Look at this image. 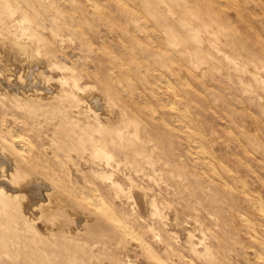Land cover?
I'll return each instance as SVG.
<instances>
[{
	"label": "rangeland",
	"instance_id": "1",
	"mask_svg": "<svg viewBox=\"0 0 264 264\" xmlns=\"http://www.w3.org/2000/svg\"><path fill=\"white\" fill-rule=\"evenodd\" d=\"M13 1H15V0H13ZM13 1H11V2H13ZM36 1L37 0H28V3H25V2H27V0H23V1L22 0H18V1L16 0V2H14V3L19 2V3H17V5H19L20 7L23 6L25 8L24 9L23 7H21L20 10L22 12H27V13H29V15L32 16V21L30 22V24L22 21V18L20 17L21 14L18 11H15L10 17L8 16L6 18H5V16L0 15L1 16L0 17V27H1V29H0V107L2 108V110L0 112V114H1L0 115V125H1L0 131L2 129L3 130H5V129L10 130L9 131L10 136H11L10 137V139H11L10 150L15 152L14 153L11 151L13 153V154H11V152H9L10 150L9 151L7 150L8 149L7 147H6L7 149L3 148L2 145L4 143L1 140L0 141V155H1L0 156V164L2 163L3 169L7 170L6 173H8V176H9L10 171H11L10 172L11 174L13 173V175L11 177H3V181L9 187L8 188L6 186L7 193L12 195L11 196L12 201L15 202L14 207L11 210V212L15 213V216L12 219H13V224L16 228V232H20L21 237H22L21 239L19 237L17 239L18 249H21L22 253H25V252H29L35 246H39L40 244L41 245L44 244V246L48 247V251L51 249L54 251V253H53V251H50L51 253H53V255L51 257H53V259L55 261H57V260H60L61 254L63 251H65V247H66V248H69L71 251H74L73 254L76 257L79 256V261H80L79 264H161V263L162 264H165V263L166 264H188L189 260L192 261V262H189V264H231L232 262H233L232 264H236V263L237 264H252L253 261L255 262V263L253 262V264H262L263 260L262 261L259 260L254 255L255 252L258 251V249L255 248V247L259 246L258 242H256L255 240L253 241V236L251 235V233H249L250 235L248 234L249 230L246 229L247 226L245 225V222H244L242 217L244 215H247V216H244V219H245L246 217L249 216L248 218L245 219V221L248 220L247 222H249V221L251 223L253 222L252 224H254L255 226H258V224H259V226H261L260 225L261 223H263L262 225H264L263 214H261L258 211V209H256V208L248 207V206H252L251 202L248 199V196L251 194H255V195L258 194L257 196L260 199L259 202L262 205V208L264 209V199H262V198H264V174H263L264 173V167H263L264 166V162H263L264 161V151L262 152V149H264V139H263L264 138V122H263L264 121V109H263L264 108V61L260 60V59L264 60V56H263L264 55V49H261V47L264 48V46H263V44H264L263 34L264 33L262 32L264 30V20H263L264 19L263 18V16H264V0H259L262 3L261 5H260V2H258L257 0H246V1H244V0H232L234 2V4H232L231 2H228V0H216V3H218V4H216L217 9L219 11L218 17L220 16L219 19H221V21H223V22H220V26L223 25L222 26L223 30H224L223 32L226 34L225 40H227V42L228 41L231 42V40H232V43H234V44H232V47H230L229 44L226 47L224 45L221 47L223 50L227 51V53H229L231 55L235 54V53H232V51H231L233 47H235L236 50L238 49L237 51H239L240 57H241L239 59V62L245 61L246 71H239V70L233 68V66H231V64L228 63L227 59L218 53L216 55H213L212 58H210L211 61L209 62L208 65L204 64L201 67L202 71L198 70V72H200V73L198 74L197 77H195L194 74L192 75V73H188L185 70V67L182 66L178 57L175 59L173 58L174 60L172 58L168 59V57H165L166 52L162 53L159 50L160 48H166L168 46H165L164 44H163V46H161L162 43L160 41H156V40H159V38H158L159 36H157L155 31H157L159 29L158 24H161L160 21L164 22V23L165 22L168 23L172 19L170 17H167L165 19L159 20V17H158L159 11L158 10H160V9L158 7V10H157L156 9L157 6L154 8L153 5H155V4L153 2H155V0H153V2H151L152 0H150V4L148 3V5H150V7L146 12H144L145 15L149 14L147 16V18H145L143 15L141 18L136 19L135 20L136 22L133 21L132 19H131L132 20L131 21L127 18L130 16L125 17L126 13L123 12L124 11L123 9H126V8H127V10L128 9H132V10L139 9L138 11H140V12L144 11L138 5V3L135 0L127 1L128 3H126V5L123 4L124 7H121V6L118 7V6L114 5L115 4L114 0H107V1H105V0H86V2H85V0H74V1L73 0H57L58 2H55L54 0H44V1L39 0V3H37ZM72 1L74 2L73 4H72ZM77 1H80L83 4L80 2H77ZM182 1L185 2L188 0H182ZM22 2H23V5H20V3L22 4ZM33 2H35V3H33ZM110 2H111V4H110ZM244 2H247V3H244ZM29 3H31V4H29ZM76 3H78V4L80 3V4L78 5ZM152 3H153V5H152ZM241 3H242V5H241ZM28 4L30 5L29 7L27 6ZM40 4L41 5L43 4V6H45V7L44 8H43V6L40 7ZM93 4H96L98 6V9H96L93 6ZM54 5H56L58 8L59 7H61V8L58 9V8H56V6L54 7ZM72 5H75V6H72ZM249 5H250V7H247ZM107 6H109V7H107ZM151 6H153V7H151ZM235 6H236V9H238L237 11L234 10V8H233ZM252 6L254 7V9ZM261 6H263V7H261ZM31 7H33V8L30 10ZM39 7L41 9L43 8L44 10L43 9L42 10L45 12L40 10ZM86 7H87V9H86ZM243 7L244 8L246 7V8L244 9ZM46 8H48V9H46ZM51 8L54 9V14H53V12H51V10H52ZM76 8H78L77 9L78 11L75 10ZM120 8H123V9L119 10ZM223 8L225 11L223 10ZM248 8H249V10H247ZM35 9H36V11H35ZM69 9H71L70 10L71 12L69 11ZM240 9H242V10H240ZM257 9H258V11H257ZM33 10H34V12H33ZM98 10H100V11L98 12ZM151 10L153 12H151ZM239 10L241 12H244V13H241ZM57 11H59V13H60L59 17H58L59 13ZM101 11L105 14L107 12L106 15L110 18H108L104 14H103L104 17L102 14L100 15ZM148 11L151 13H149ZM250 11H251L252 16L250 17V15H249V17H250L249 18L248 13ZM66 12H67V14H66ZM108 12H110V13H108ZM253 12L254 13L256 12V14L253 15ZM36 13H37V15H36ZM55 13H57V15ZM89 13L92 15H90ZM146 13H148V14H146ZM152 13L153 14L155 13L154 15L158 19L155 18V16ZM237 13L239 15H237ZM52 14L54 15V17ZM62 14L63 15L65 14V16H62ZM87 14L90 17V19H89V17H87ZM134 14H136V13L134 12ZM150 14H151V18L153 17L154 19L150 18ZM224 14L226 16H224ZM35 15H36L37 19L35 18ZM39 15H41V16H39ZM44 15L50 19H48ZM68 15H69V17H68ZM112 15H114L113 18H112ZM258 15H259V17H258ZM241 16H242V18H241ZM260 16H262V17H260ZM41 17H42V19H41ZM63 17H65V20ZM83 17L84 18L86 17V18L84 19ZM99 17H100V19H99ZM105 17H107V18H105ZM227 17L231 18L232 20L227 19ZM244 17L247 19L248 22L246 20H244ZM117 18L119 19V22H118ZM252 18H254V19H252ZM56 19H58V20L56 21ZM110 19H111V21H109ZM124 19H125V22H124ZM40 20H42V21H40ZM60 20H62V21H60ZM103 20H104V22H103ZM126 20H127V22H126ZM157 20H159V21H157ZM257 20H259V21H257ZM34 21L35 22L37 21V22L35 23ZM50 21H52V22L54 21V22L50 24ZM65 21L68 23V25H66L67 23ZM97 21H98V23H96ZM228 21H230V22H228ZM20 22H22V23H20ZM42 22H44V23H42ZM139 22H140V24H139ZM253 22H254V24H253ZM133 23H134V25H132ZM232 23H236L235 25H237V26L236 27H235V25L232 26L233 25ZM43 24H44V26H43ZM100 24H101V26H100ZM105 24H107L106 25V26H108L107 28H106ZM118 24H119V27H118ZM248 24H250L251 26H248ZM258 24H260V25H258ZM39 25H41V26H39ZM57 25H58V27H57ZM261 25L263 28L261 27ZM27 26H29L30 28H27ZM51 26H52V28L49 30V27H51ZM94 26L97 28H95ZM134 26H136V27H134ZM139 26H141L143 29H141V27L139 28ZM231 27L232 28L234 27V28L232 29ZM237 27H238V30L235 29ZM256 27L259 29V31L262 29L260 31V33L262 32V36ZM55 28H56L57 32L54 30ZM60 28H62V29H60ZM108 28L111 29L112 31L108 30ZM122 28H124V29L122 30ZM248 28H249V30H248ZM21 29H22V32H21ZM23 29L25 31H23ZM31 29L33 30L34 33L36 31L39 32V33L38 32L36 33L37 36L34 35V33L32 32ZM36 29H38V30H36ZM71 29H73V30H71ZM93 29H95V30H93ZM139 29H140V32H138ZM5 30H7V31H5ZM26 30H27V32H26ZM106 30H108V31H106ZM117 30L119 33L117 32ZM255 30H256V32L257 31L258 32L256 33ZM73 31H75V32H73ZM76 31H78L79 33H77ZM109 31H111V32H109ZM142 31L144 33H142ZM146 31H148V32L146 33ZM226 31H228V32H226ZM28 32L31 33L32 35L30 36V34ZM53 32L54 33L56 32L57 34L55 33V35H54ZM71 32L73 34L78 35L79 38H77L76 35L74 36ZM251 32H252V34H251ZM20 33H22V36ZM23 33H24V35H23ZM130 33H131V35H130ZM132 33H133V36H132ZM149 33H151V35H149ZM258 34H260V35H258ZM38 35H41L40 38H38L39 37ZM228 35H230V36H228ZM112 36H113V38H112ZM129 36L131 38H129ZM164 36L165 35H163L162 37H164ZM109 37H111V38H109ZM124 37H127V38L125 39ZM141 37H142V39H141ZM149 37L150 38L152 37V38L150 39ZM235 37H237V38L235 39ZM36 38H38V40ZM75 38H77V40ZM123 38L126 41H128L130 39L132 41L134 40V43H132L131 40L128 42H125V40ZM39 39H40V41H39ZM45 39H47V41ZM48 39H50V40L48 41ZM68 39H69V41H68ZM135 39L137 41H141V42H137V41H135ZM143 39H144V41H143ZM257 39L258 40L261 39V40L257 41ZM262 39H263V41H262ZM35 40H36V42H35ZM42 40H44V41H42ZM52 40H53V43H52ZM37 41H39V42H37ZM142 41L145 44H142ZM54 42L55 43L57 42L59 45H61V48L57 43L55 44ZM140 43L142 44V47L144 45L142 50L140 49L141 48ZM15 44L17 47L19 45H21L22 47H24V49L19 51L18 48L17 49L15 48L16 47ZM81 44H83V45H81ZM102 44H104V46ZM119 44H122V45H119ZM100 45H101V47H100ZM113 45H114V47H113ZM84 46L86 47V49ZM106 46L108 47V50H107ZM109 46H111L113 48H111ZM129 46H130V48H129ZM53 47H54V49H53ZM115 47H117V48L119 47V49H117ZM13 48H15V49H13ZM37 48L38 49L40 48V49L38 50ZM57 48H59V49H57ZM100 48L101 49L103 48V50H101ZM144 48H146V49H144ZM150 48H157V50L154 49L151 51V50H149ZM24 50H26V51H24ZM125 50H126V52H124ZM144 50L146 51V52H144L145 54L142 53ZM147 50H148L149 54L147 53ZM16 51H17V53H16ZM150 51L153 53H151ZM108 52H109V54H108ZM160 52H161V54H160ZM252 52L254 53L253 56H251L253 54ZM21 53L24 55L23 56L24 58L22 57V55H20ZM110 53H112V54H110ZM30 54L33 55V56H31V58L28 57V55H30ZM136 54H138V55H136ZM147 54H148L147 57H149V58H145ZM151 55H152V57L154 55V57H153L154 59L151 57ZM12 56H14V59ZM128 57H129V59H128ZM137 57L139 58V60ZM140 57H142V58H140ZM49 58H51L50 61H49ZM150 59H152V61ZM156 59H157V61H156ZM215 59H217V60H215ZM13 60H15V62ZM146 60H148V61H146ZM158 60H160L161 65L162 64L164 65V62H167L169 60L170 62L168 61L169 63L167 62L166 64H168L171 68L168 70V68H169L168 65H165L164 66L165 68H163V65L161 66ZM16 61H17V63H16ZM22 61L25 63H23ZM34 61H36V62H34ZM107 61H110V62H108L110 65L107 63ZM149 61H150V63H148ZM19 62H21V63H19ZM58 62L59 63L61 62L63 65L61 63L58 64ZM141 62H143L142 65H141ZM151 62H152V64H151ZM49 63L51 65V67H50ZM139 63L141 66L139 65ZM120 64L122 66H120ZM148 64L150 66H148ZM213 64H214V66H213ZM12 65H13V67H12ZM74 66L77 67L76 68L77 70H75ZM115 66L117 67L116 69H115ZM118 66L120 67V70H118V68H119ZM155 66H156V68H155ZM123 67H125L126 69ZM151 67H153V68H151ZM174 67H175V69H174ZM213 67L215 68L216 71L214 70ZM72 68L74 69L73 71H75V72H72V70H71ZM216 68H218V70ZM65 69H69V70H65ZM112 69H113V71H112ZM141 69H143V70H141ZM148 69H150V70H148ZM151 69H152V71H151ZM173 69H174V72L176 71L175 72L176 74L172 71ZM159 71H160V73L163 74L164 78H166L168 76L166 79L168 81L170 80L169 82H170L171 86L174 87V89H175L174 94H170L169 97H168L169 94L163 93V91H161V90L159 91L157 88H155V85L158 84L157 83L158 81L156 79H154L153 74L157 73V72L159 73ZM92 72L94 74L96 73L98 76L95 74L94 75L95 77L93 78ZM132 72H134V73H132ZM179 73L180 74L183 73V75H179ZM212 74L214 75L215 78L213 77ZM117 75L118 76L120 75V76L118 77ZM149 75H151V76H149ZM190 75L192 76L191 78H189ZM256 75H257V77H256L257 79L254 77ZM139 76H141V77L139 78ZM144 76L147 78H145ZM4 77H5V79H4ZM117 77H118V79H117ZM193 77H195V78H193ZM95 78H97V80ZM189 79L192 80V81L190 80L192 85L190 83H188ZM135 80H137L138 83ZM171 80L173 83L171 82ZM182 81H184V83ZM185 81L187 83H185ZM193 81L197 85H194ZM247 81H248V84H246ZM75 82H76V84L73 85ZM155 82H156V84H155ZM179 82H180V84H179ZM239 82H241L242 84ZM126 84H129V85H127L125 87ZM131 84L133 85V87ZM141 85H142V88L140 87ZM143 85L146 87H144ZM212 85H214V86H212ZM177 87H179V89H181V91ZM260 87H262V88H260ZM133 88H136L137 92L133 91V90H135ZM138 88H140V90H138ZM148 88H149V90H148ZM102 89H104V90L102 91ZM114 89H115V91H114ZM146 89L148 90L147 92H146ZM191 89H193V90H191ZM242 89H244L243 90L244 92L242 91ZM182 90H184L185 92ZM105 91L107 93H105ZM108 92L110 94H108ZM202 93H204V95ZM221 93H223V94H221ZM180 94L181 95L183 94V95L181 96ZM226 94H228V95H226ZM110 95H112V96H110ZM132 95L134 98L132 97ZM184 95L185 96L188 95V96H186L188 98L187 101H186V97ZM202 95L206 99L203 98ZM225 95H226V97H224ZM108 96H110V97H108ZM143 97H145V98L143 99ZM161 97H162V99H161ZM166 97H168V98H166ZM137 98H140V99H137ZM165 98H166V100H165ZM209 98L210 99L215 98L214 102H216V103L211 101ZM229 98L230 99L232 98V99L230 100ZM76 100H79L80 102H77ZM203 100H204V102H203ZM229 100L234 103L233 104L231 102V104H233V106L235 105L234 106L235 108H233L232 105L230 106ZM141 101H143V102H141ZM158 101H160L161 103ZM170 101L177 102V104H179L181 106V109H183L185 111V113H186L185 116H187V117L184 116V118H181V117L178 118L175 111L171 110V108H170V105H169ZM123 102H124V106L126 107V109L123 108L124 107ZM197 102L199 103L200 106L202 104H203V106L200 107L198 104L196 105ZM191 103H193V104H191ZM212 103H213V105H212ZM218 103H220V104H218ZM160 104H163L162 105L163 108ZM206 104H208V106H209L208 108H206L207 107ZM74 105H76V106H74ZM126 105L127 106L130 105L129 108ZM165 106L170 110L166 109ZM188 106H189V108H188ZM194 106H196V107H194ZM145 107L150 108L148 110V112H147L148 108H145ZM191 107H193V110ZM130 108H132V110ZM142 108H145V109L142 110ZM190 108L192 111L189 110ZM204 108H206V109H204ZM194 109H196V110H194ZM233 109L235 110V112ZM215 110L216 111L218 110V112H217L218 114L216 113ZM229 110H231V111H229ZM236 110H238V111L236 112ZM145 111L147 113H145ZM199 111H201L203 113H200ZM133 112H134V115L133 116L131 115L132 117L130 118L129 115L133 114ZM243 112H244V114H243ZM236 113H238V114H236ZM126 114L128 116H126ZM144 114L146 116L147 115H149V116L146 117ZM154 114H156V115L158 114L157 117ZM4 115H5V117H4ZM16 115L17 116L23 115V117L20 116V118H19ZM85 115H86V118H85ZM142 115L145 117H143ZM216 115H217V117H216ZM235 115H236V118L233 117ZM239 115H241V117ZM136 116L139 120L136 118ZM1 117L2 118L4 117V118L1 119ZM127 117H129V118H127ZM194 117H195V119H194ZM224 117L226 120L223 119ZM5 118H6V120L3 121ZM16 118L18 119L17 121H16ZM87 118L89 121L87 120ZM144 118H147V119L145 120ZM192 118H193V120H192ZM233 118H235L236 120H234ZM178 119H182V120L180 121ZM196 119L198 120V122ZM247 119H248L249 124L247 122ZM251 119L253 121H251ZM23 120H25V121H23ZM137 120L139 121V124L135 125L138 122ZM141 120L145 121V122L141 123L140 122ZM171 120L173 122H171ZM183 120H184V122H183ZM85 121H87V122H85ZM101 121H102V123H101ZM128 121H129V123H128ZM148 121L151 123H149ZM223 121L224 122L226 121V122L223 123ZM166 122H168L169 124ZM123 123H125V126H126L123 130V136H124L123 140L118 142L116 139H114V140L109 139L110 134L108 132L110 131V127L121 126V125H123ZM152 123H155L154 124L155 126H157V124H158L159 127L158 126L154 127ZM181 123L184 125L181 126L182 125ZM240 123H242L243 125H245V124H248V125H245L243 127V125ZM28 124L29 125L31 124V125L29 126ZM96 124H98V125H96ZM101 124H102V126H101L102 128L100 127ZM148 124H150L149 126H151V127H149ZM191 124L192 125L194 124L192 126L193 128H191ZM7 125L10 127H8ZM95 125H96V127H95ZM144 125H146V126H144ZM186 125H188V126H186ZM93 126L95 127L94 131H93ZM133 126L134 127L136 126L135 129ZM167 126L170 128H168ZM199 126H202V127H199ZM240 126L243 128L240 129ZM28 127H30V128H28ZM142 127L143 128L146 127V129L148 128L151 131V133L148 131V129L146 130L145 128H144L145 129V131H144L142 129ZM204 127L206 128V131H204L205 130ZM77 128H79V129H77ZM81 128H83V130H80ZM199 128L203 129L202 130L203 133H202L201 129H199ZM237 128H238V131L236 130ZM56 129H58V131H55ZM18 130L20 132H18ZM28 130L31 131L32 133H30ZM96 130L98 133H96ZM158 130H159V132H158ZM183 130H185V131H183ZM194 130H196V131H194ZM245 130H246V132H245ZM100 131H103V132H100ZM146 131H148V132H146ZM171 131L172 132L174 131V132L171 133ZM228 131L230 132V134ZM240 131H244L245 133H243V132H241V134L238 133ZM22 132H23V134H22ZM25 132L26 133L28 132V133L26 134ZM90 132H91V134H90ZM144 132H146V133H144ZM152 132L154 134H155V132H157L156 137L154 135H152L153 134ZM162 132H163V134H162ZM169 132L171 135L169 134ZM24 133L26 134V136ZM148 133H150L155 138H152L150 134H149L150 135L149 136ZM207 133L210 134V136L212 134L214 135L216 133L215 136L217 138H215V136H211L212 140H209L210 136ZM231 133H232V135H231ZM242 133L245 135L242 136ZM228 134H229V137H228ZM89 135L95 136L98 138L103 137V138L107 139L108 143H106L107 144L106 149L109 151H112L111 153L113 154L112 158H110L108 160V162L106 160H103V159L97 157L96 154L94 152H92V149L89 147L88 141L86 139V138H88ZM157 135H161V136H157ZM182 135H183V138L181 137ZM202 135H203V137H202ZM250 135H251V137H249V138L252 140L248 139V136H250ZM168 136H170V137H168ZM172 136L174 138H171ZM186 136H188L187 140H185ZM27 137L28 138L31 137V138L28 139ZM34 137H36L37 140H35L36 138H34ZM131 137L133 138V141L129 142L128 138H131ZM146 137H147V139H145ZM149 137L152 138L151 141H150ZM178 137H180V138H178ZM18 138H20V139H18ZM188 138L189 139L191 138V139L189 140ZM15 139H17V140H15ZM22 139L25 140L26 142H24V143L21 142L20 140H22ZM193 139H195V140H193ZM197 139H199L201 142H199V140H197ZM32 140L35 143L34 144L35 147L33 145ZM39 140L41 141L42 144L40 143ZM203 140L205 141V143L202 142ZM244 140H246L247 142L246 141L244 142ZM36 141H37V143H36ZM178 141L181 143V145ZM18 142L23 144V145L19 144ZM77 142H79V143L77 144ZM177 142L180 146L177 144ZM190 143H192L193 146H192V144L190 145ZM47 144L48 145L51 144V145L48 146ZM54 144H55V146L53 147ZM153 144H154V147H153ZM206 144H207V146H206ZM228 144L229 145L231 144L230 146L233 145L234 149H233V147L231 148ZM248 144L254 146V148L252 146L250 148V146ZM37 145L38 146L42 145L44 149L41 147L39 148ZM56 146H61L59 148L60 149L63 148V149L59 150V148ZM112 146H114V147H112ZM190 146H192V147H190ZM201 146L203 147L202 149H201ZM228 146H229L230 151H227V150H229ZM13 147H14V149H13ZM19 147H21V148H19ZM33 147L37 148V149H32ZM46 147L48 149H45ZM67 147H69V148H67ZM82 147L86 148V149H83ZM185 147H187L188 150ZM205 147L207 149H211L210 150L211 152L208 151ZM216 147H220V149L223 147L222 151H224V152H222L220 149H219L220 152H219V150H217V153L219 154V156H217L216 155L217 153H215L216 149H218ZM22 148H23V150H22ZM52 148H55V149H52ZM57 148H58V151H57ZM168 148L169 149L172 148V149L169 150ZM40 149L42 150V152H40L41 151ZM69 149H70V151H68ZM82 149H83V151H82ZM166 149L168 150L167 153H166ZM176 149H178V150H176ZM200 149L202 151H199ZM232 149H233V151H232ZM21 150L23 152H25V154H22ZM38 151H39V154H38ZM62 151L63 152L66 151V153H69V155H71V157L68 156V154H66V153H62ZM186 151H187V153L188 152L189 153L187 154ZM60 152H61V155H60ZM193 152H194V154H193ZM228 152H230V153H228ZM89 153H91V154H89ZM29 154H31V155L29 156ZM34 154H37L38 157ZM50 154H52V155H50ZM53 154H54V156H53ZM56 154H58V155H56ZM165 154H167V156ZM260 154L262 155V157L260 156ZM147 155H149V156H147ZM196 155H198V156H196ZM211 155H213V156H211ZM28 156H29V158H27ZM194 156H195V158H192ZM214 156H215V158H214ZM220 156H221V158H220ZM1 157H3V159ZM4 157H6V158H4ZM17 157L18 158L21 157V158L17 159ZM32 157H35L39 162L35 158H32ZM46 157H48V158H46ZM66 157H70V158H67L65 161H63ZM210 157H211V159L209 160ZM241 157L242 158L244 157L245 159L244 158L242 159ZM246 157L247 158L251 157L253 159L250 160V159H247ZM45 158L48 160L44 161ZM259 158H261V159L259 160ZM25 159H27V160H25ZM59 159H60V162H59ZM174 159L177 161H175ZM20 160H21V162L23 161V163L25 164V165L23 164L24 166L22 165ZM41 160H42V162H41ZM187 160H188L189 164L185 163V162H187ZM189 160H190V162H189ZM199 160H200V162H199ZM49 161H50V163H48ZM26 162L28 163V165H27L28 168L26 167ZM64 162H66L67 164ZM92 162L94 164H92ZM124 162H126V163H124ZM197 162H198V164H197ZM205 162H207V163L209 162L212 165H214L215 169L217 170V174H215V176L208 169L205 168ZM61 163H63V164H61ZM89 163H91V164L88 165ZM164 163H166V165ZM190 163H192V164H190ZM250 163L253 166L252 168L250 166L251 165ZM260 163H261V166H260ZM39 164H41V165H39ZM45 164H46V166H45ZM48 164L50 165V167ZM181 164H182V166H181ZM193 164H194V166H193ZM7 165H9L10 168H6ZM73 165L74 166L77 165V166H75L77 171L74 169ZM255 165H256V167H255ZM34 166H36V167H34ZM38 166H40L39 169L41 170V172L38 169ZM80 166H83V169ZM179 166H181V167H179ZM195 166L196 167L198 166V167L196 168ZM0 167H1V165H0ZM29 167H34L36 172H34L35 170H33V168L30 169ZM219 167H220V169H218ZM59 168L60 169L62 168V169L60 170ZM80 168H81V170H80ZM182 168H184V169H182ZM37 169H38L39 173H38ZM234 169L236 171L235 173H234ZM138 170H140V171H138ZM178 170L181 173L183 172L182 175L180 174V172H179V174L177 173ZM257 170H259L260 172H257ZM56 171H57V173H56ZM61 171L62 172L64 171L65 173L64 172L62 173ZM171 171H173V172H171ZM219 171H221V172H219ZM84 172H85V174H84ZM224 172L227 175H225ZM239 172L242 174H245V175H243L244 177ZM49 173L50 174L52 173L51 176ZM78 173H80L79 176H77ZM176 173H177V175H176ZM82 174L85 177H82L83 176ZM191 174H193V175H191ZM221 174L223 177H225V176L226 177L223 178L221 176ZM236 174L239 175V177ZM43 175L46 176V178L43 177ZM175 175H176V177H175ZM178 175H180V176H178ZM170 176H171V179L169 178ZM257 176H258V178H257ZM1 177L2 176H0V178ZM56 177H57V181L63 185L62 188H61V184L57 183ZM60 177L63 178L62 181H61L62 178L60 179ZM72 178H74V179H72ZM87 178H89V179L87 180ZM93 178H94V180H93ZM235 178H236V180H234ZM30 179H31V182H33V183L29 182ZM64 179H66V180H64ZM232 180H234V181H232ZM47 181H50V182L48 183ZM73 181L74 182L76 181L77 184H76V182L74 183ZM93 181H95V182L93 183ZM171 181H173V182H171ZM79 182L83 185L81 186ZM38 183H41V184H38ZM65 183L67 186V190L65 188L66 186L64 185ZM212 183L213 184L215 183V184L213 185ZM238 183H240V184H238ZM30 184H32V185L30 186ZM47 184H48V186H46ZM52 184H54V185H52ZM57 184H58V186H60V188L62 190L59 187H57ZM197 184H199V185H197ZM231 184H233V186ZM234 184L236 185V187L234 186ZM255 184L257 185L256 186L257 189H255L256 187H254ZM37 185H38V187H37ZM190 185L192 186V189H191ZM40 186H41V188H40ZM70 186H72L73 188L72 187L70 188ZM91 186H93V187H91ZM96 186L97 187L99 186L100 188L99 187L97 188ZM248 186H250L251 188ZM133 187H134V189H133ZM193 187H196V188H193ZM245 187H248V188H245ZM30 188H32L31 189L32 191L30 190ZM78 188H79V190L80 189L82 190V193H81V190H80V192L78 191ZM95 188H96V190H95ZM137 188H139V190ZM242 188L243 189L245 188L243 192L241 190ZM71 189L74 190L75 193ZM98 189L100 191H98ZM101 190H103V191L101 192ZM134 190H136L137 192H135ZM238 190L240 193L238 192ZM62 191L64 192V194L62 193ZM131 191L133 193L135 192V194L133 195V193H131ZM190 191H192V192H190ZM69 193H70V195H69ZM87 193L89 195H92L91 196L92 198ZM136 193H138V194H136ZM246 193H248V195ZM37 194L40 197H38ZM74 194H76V195H74ZM81 194L82 195L84 194V196H82ZM232 194H234V195H232ZM239 194L240 195L242 194V195L240 196ZM105 195H107V196H105ZM205 195H207V196H205ZM67 196L68 197L75 196V197L66 198ZM245 197L247 198V200ZM88 198H89V200H88ZM96 198H98V199H96ZM101 198H102V200H100ZM177 198H179V199H177ZM74 199H76L78 202H75L76 200H74ZM92 199H93V201H92ZM202 199H204V200H202ZM215 199H217V201ZM80 200L82 201L81 203H83V205H85V207L80 205L81 204ZM96 200H97V203H95ZM236 200H237V202H236ZM136 201L138 202L137 205L135 204V203H137ZM240 201H242V203H241V204H243L242 206L239 203ZM165 202L168 204H166ZM27 203H29V204H27ZM109 203L110 204L112 203L111 206L114 208L115 211L113 210L112 207H110ZM164 203L166 204V206ZM247 203H248V205H247ZM233 204H235V205H233ZM86 205H88V206H86ZM97 206L98 207L100 206L99 207L100 210H102V211L104 210L107 215H105L104 211L103 212L98 211L99 208H97ZM155 206H157V207H155ZM205 206H207V207H205ZM210 206H211V208H210ZM230 206L234 209L232 210V208ZM86 207L88 209L91 208L92 211L91 210L88 211V209L84 210ZM155 208H156L157 212H159V215H157V214L155 215L152 212L155 210ZM217 209L220 210V212ZM251 209L253 211H251ZM116 210L118 211V213ZM166 210H167V212H166ZM172 210H174L176 212L174 213V211H172ZM238 210H240L241 215H240V212H238ZM119 211H120V213L121 212L122 213L120 214ZM142 211H144L143 214H142ZM93 212L95 214H93ZM108 212H110V213L112 212L113 214L112 213L109 214ZM221 212H222V214H221ZM177 213H178V215H173V214H177ZM119 214L122 217H119L120 216ZM220 214L222 216H226V217H222ZM76 215H78V216H76ZM79 215H82V218ZM99 215H100V217H99ZM110 215L115 216V218H117V219H121V222L125 226L126 225L128 226L126 228L129 231H131L133 229L131 231V233H132L131 236H130L129 232L125 233V232H121L120 230L116 229L115 222L113 221V219L111 218ZM103 216H104V218H103ZM171 216H173V219ZM174 216H177V217H174ZM218 216L222 217V219H221L222 222L220 220L221 217L219 218ZM125 217H127V218H125ZM239 217L242 219H240ZM225 218L227 219L226 221H225ZM79 219H81V220H79ZM124 219H126V220H124ZM123 220H124V222H123ZM113 223H114L115 227L113 226ZM207 223H209V224H207ZM238 224H239V226L237 227ZM235 227H236V229H234ZM176 228H177V230H176ZM181 232L183 233L182 236H181V234H182ZM235 232H236V234H238L237 236H234ZM120 233H123V234L121 235ZM127 233H128V235H126ZM132 235H134V236L136 235V236L134 237ZM140 235H142V236H140ZM121 237L123 239H121ZM143 237H145V239L147 241ZM31 239H34V241L31 243L32 245L29 247L26 246L24 244V242H21L22 240L28 241ZM135 239H138V240H135ZM141 241L142 242L144 241V242L142 243ZM127 243H129V245ZM247 243H249L251 247L249 245H247ZM122 244H123V246H122ZM216 244H217L218 248H217V246H215ZM241 246H243V247H241ZM148 247L150 250L148 249ZM153 247L155 249H153ZM238 247L239 248L241 247L240 250ZM252 247H253V249H252ZM236 248H237V250H234ZM145 249H147V250H145ZM151 250H152V252H150ZM156 250H158L159 252ZM236 251H239V252L236 253ZM245 251H247V252H245ZM154 252L157 255L154 256V254H155ZM30 253L31 252H29V254ZM144 253H145V255H144ZM172 254H174V255H172ZM175 254H177V255L175 256ZM244 254H247L248 256H246ZM225 256H226V258H224ZM243 256L246 259H244ZM263 256H264V254H263ZM153 257H155V258L153 259ZM4 258H5L4 260H6L7 262L10 261L8 256H4ZM177 258H179L180 261H178ZM30 260H32V259H29V260L23 259L22 254H19L18 258L15 260V264H40L36 260H32V261H30ZM75 264H77V263H75Z\"/></svg>",
	"mask_w": 264,
	"mask_h": 264
},
{
	"label": "bare ground",
	"instance_id": "2",
	"mask_svg": "<svg viewBox=\"0 0 264 264\" xmlns=\"http://www.w3.org/2000/svg\"><path fill=\"white\" fill-rule=\"evenodd\" d=\"M11 1H13V0H0V15L1 16H5V18L6 17H10L15 11H18L20 14V17L22 18V21L23 22H26V23H29L30 24V22L32 21V16L31 15H29V13H27V12H22L20 9H21V7H23V6H19V5H17V3H19V2H17V3H14V2H16V0L15 1H13V2H11ZM18 1V0H17ZM23 1V0H22ZM44 1V0H43ZM55 2H58L57 0H54ZM53 1V2H54ZM74 1V0H73ZM72 1V4L74 3ZM105 1H107V0H105ZM115 1V4L114 5H116V6H121V7H124L123 6V4H125L126 5V3H128L127 1H129V0H114ZM131 1H133V0H131ZM137 3H138V5L144 10V11H138L139 9H134V10H132V9H128L127 10V8L126 9H123V8H120L119 10H121V9H123L124 11L123 12H125L126 13V16L125 17H127V16H130V17H127L129 20H133V21H135L136 19H139V18H141L143 15H144V17L145 18H147V16L149 15L148 13H146V14H148V15H145V13L144 12H146L148 9H149V7H150V5H148V3L150 4V0H135ZM244 1H246V0H244ZM258 2H260L259 0H257ZM37 3H39V0H37L36 1ZM54 2V3H55ZM77 2H80V1H77ZM85 2H86V0H85ZM88 2V1H87ZM96 2V1H95ZM112 2V1H111ZM111 2H110V4H111ZM151 2H153V0L151 1ZM228 2H231L232 4H234V2L232 1V0H228ZM25 3H28V0H27V2H25ZM33 3H35V2H33ZM49 3V2H48ZM68 3V2H67ZM80 3H82V2H80ZM79 3V4H80ZM97 3V2H96ZM153 3L155 4V5H153ZM152 3V5L154 6V8L156 7V9L158 10V7H159V9L160 10H158L159 12V15H158V17H159V20L160 19H165V18H167V17H170L172 20H170V22H168V23H164V22H161L160 21V23L161 24H158L159 26V29L157 30V31H155L156 32V34H157V36H159L158 38H159V40H156V41H160L161 43H162V45L161 46H163V44L165 45V46H168V47H166V48H160L159 50L162 52V53H165L166 52V56L165 57H168V59H175V58H179V60H180V63L182 64V66H184L185 67V70L188 72V73H192V75L194 74L195 75V77H197L198 76V74L200 73V72H198V70H201L202 71V69H201V67L204 65V64H209V62L211 61L210 60V58H212L213 57V55H216V54H220V55H222L224 58H226L227 59V61H228V63L229 64H231V66H233V68H235V69H237V70H239V71H246V69H245V61L244 62H239V59L241 58L240 57V53H239V51H237L236 50V48L235 47H233L232 48V53H235V54H229V53H227V51H225V50H223L222 49V47L221 46H228V44L230 45V47H232V44H234V43H232V40H231V42L230 41H228L227 42V40H225L226 39V34L223 32L224 30H223V25L222 26H220V22H223V21H221V19H219V17H218V13H219V11H218V9H217V5L216 4H218V3H216V0H188V1H185V2H183L182 0H155V2H153ZM243 3V2H242ZM242 3H241V5H242ZM244 3H247V2H244ZM257 3V2H256ZM29 4H31V3H29ZM27 5L28 7L30 6V5ZM47 4V3H46ZM56 4V3H55ZM76 4H78V3H76ZM75 4V5H76ZM78 4V5H79ZM83 4V3H82ZM133 4V3H132ZM258 4V3H257ZM256 4V5H257ZM262 3L260 2V5H261ZM20 5H23V2H22V4L20 3ZM57 5V4H56ZM56 5H54V7L56 6ZM75 5H72V6H75ZM100 5V4H99ZM220 5V4H219ZM225 5V4H224ZM255 5V4H254ZM259 5V4H258ZM43 6V4L41 5L40 4V7H42ZM59 6V5H58ZM65 6V5H64ZM85 6V5H84ZM93 6L96 8V9H98V6L96 5V4H93ZM153 6H151V7H153ZM39 7V8H40ZM45 6H43V8H44ZM50 7V6H49ZM53 7V8H54ZM79 7V6H78ZM107 7H109V6H107ZM161 7V8H160ZM247 7H250V5L249 6H247ZM253 7V6H252ZM261 7H263V6H261ZM24 8V7H23ZM33 7H31L30 8V10L32 9ZM37 8V7H36ZM42 8V9H43ZM56 8H58L57 6H56ZM59 8H61V7H59ZM58 8V9H59ZM100 8V7H99ZM220 8V7H219ZM234 8V10H238V9H236V6L235 7H233ZM232 8V9H233ZM244 8V7H243ZM246 8V7H245ZM244 8V9H245ZM25 9V8H24ZM41 8H40V10H42ZM46 9H48V8H46ZM52 9V8H51ZM55 9V8H54ZM54 9H52L51 10V12H53V14H54ZM78 8H76L75 10H77ZM81 9V8H80ZM86 9H87V7H86ZM93 9V8H92ZM141 9V10H142ZM151 9V8H150ZM253 9H254V7H253ZM260 9V8H259ZM23 10V9H22ZM29 10V11H30ZM44 10V9H43ZM42 10V11H43ZM62 10V9H61ZM71 9H69V11H70ZM83 10V9H82ZM81 10V11H82ZM108 10V9H107ZM110 10V9H109ZM114 10V9H113ZM223 10H224V8H223ZM240 10H242V9H240ZM239 10V11H240ZM247 10H249V8L247 9ZM246 10V11H247ZM256 10V9H255ZM35 11H36V9H35ZM41 11V12H42ZM66 11V10H65ZM74 11V10H73ZM78 11V10H77ZM80 11V10H79ZM95 11V10H94ZM100 10H98V12H99ZM150 11V10H149ZM148 11V12H149ZM225 11V10H224ZM227 11V10H226ZM229 11V10H228ZM244 11V10H243ZM245 11V12H246ZM257 11H258V9H257ZM256 11V12H257ZM260 11V10H259ZM33 12H34V10H33ZM43 12H45V11H43ZM58 13H59V11H57ZM71 12V11H70ZM90 12V11H89ZM96 12V11H95ZM118 12V11H117ZM134 12L136 13V14H134ZM140 12V13H139ZM151 12H153L152 10H151ZM151 12H149V13H151ZM221 12V11H220ZM241 12V11H240ZM256 12L254 13L253 12V15L254 14H256ZM86 13V12H85ZM91 13V12H90ZM89 13V14H90ZM108 13H110V12H108ZM241 13H244V12H241ZM250 13V14H249ZM248 13V17H249V15H250V17L252 16V14H251V11ZM39 14V13H38ZM44 14V13H43ZM52 14V15H53ZM56 15H57V13H55ZM66 14H67V12H66ZM106 15L107 14V12H106V14L105 13H103L102 11L100 12V15ZM113 14V13H112ZM153 14V13H152ZM155 14V13H154ZM153 14V15H154ZM258 14V13H257ZM36 15H37V13H36ZM36 15H35V18H36ZM55 15V16H56ZM59 15H60V13L58 14V17H59ZM76 15V14H75ZM90 15H92V14H90ZM104 15H103V17H104ZM120 15V14H119ZM237 15H239L238 13H237ZM247 15V14H246ZM0 16V17H1ZM17 16V15H16ZM39 16H41V15H39ZM45 16V15H44ZM62 16H65V14L63 15L62 14ZM107 16V15H106ZM113 16L114 15H112V18H113ZM155 16V15H154ZM224 16H226L225 14H224ZM243 16V15H242ZM242 16H241V18H242ZM45 17H47V16H45ZM53 17H54V15H53ZM68 17H69V15H68ZM87 17H89L88 16V14H87ZM102 17V16H101ZM102 17V18H103ZM108 17V16H107ZM107 17H105V18H107ZM249 17V18H250ZM257 17V16H256ZM258 17H259V15H258ZM260 17H262V16H260ZM20 18V19H21ZM34 18V17H33ZM39 18V17H38ZM48 18V17H47ZM64 18V20H65V17H63ZM84 18V17H83ZM82 18V19H83ZM86 18V17H85ZM84 18V19H85ZM96 18V17H95ZM98 18V17H97ZM108 18H110V17H108ZM150 18H151V14H150ZM153 18V17H152ZM151 18V19H152ZM155 18H157L156 16H155ZM263 18H264V16H263ZM37 19V18H36ZM41 19H42V17H41ZM48 19H50V18H48ZM54 19V18H53ZM67 19V18H66ZM83 19V20H84ZM89 19H90V17H89ZM99 19H100V17H99ZM116 19V18H115ZM118 19V18H117ZM144 19V18H143ZM149 19V18H148ZM154 19V18H153ZM158 19V18H157ZM227 19H231V18H228L227 17ZM226 19V20H227ZM252 19H254V18H252ZM258 19V18H257ZM260 19V18H259ZM5 20V19H4ZM55 20V19H54ZM58 19H56V21H57ZM68 20V19H67ZM93 20V19H92ZM96 20V19H95ZM105 20V19H104ZM104 20H103V22H104ZM122 20V19H121ZM131 20V21H132ZM145 20V19H144ZM159 20H157V21H159ZM232 20V19H231ZM230 20V21H231ZM244 20H246L247 21V19L244 17ZM249 20V19H248ZM256 20V19H255ZM264 20V19H263ZM40 21H42V20H40ZM45 21V20H44ZM49 21V20H48ZM55 21V22H56ZM60 21H62V20H60ZM69 21V20H68ZM90 21V20H89ZM94 21V20H93ZM92 21V22H93ZM109 21H111V19L109 20ZM230 21H228V22H230ZM243 21V20H242ZM257 21H259V20H257ZM17 22V21H16ZM35 22V21H34ZM33 22V23H34ZM37 22V21H36ZM35 22V23H36ZM54 22V21H53ZM52 21H50V24L51 23H53ZM66 22V21H65ZM114 22V21H113ZM118 22H119V19H118ZM123 22V21H122ZM124 22H125V19H124ZM126 22H127V20H126ZM136 22V21H135ZM141 22V21H140ZM140 22H139V24H140ZM226 22V21H225ZM224 22V23H225ZM227 22V23H228ZM248 22V21H247ZM251 22V21H250ZM249 22V23H250ZM6 23V22H5ZM20 23H22V22H20ZM34 23V24H35ZM42 23H44V22H42ZM47 23V22H46ZM67 23V22H66ZM65 23V24H66ZM90 23V22H89ZM96 23H98V21L96 22ZM121 23V22H120ZM130 23V22H129ZM155 23V22H154ZM256 23V22H255ZM262 23V22H261ZM40 24V23H39ZM62 24V23H61ZM88 24V23H87ZM110 24V23H109ZM124 24V23H123ZM126 24V23H125ZM142 24V23H141ZM226 24V23H225ZM233 24V25H232ZM231 25L232 26H234L236 23H232ZM253 24H254V22H253ZM4 25V24H3ZM37 25V24H36ZM64 25V24H63ZM66 25H68V23L66 24ZM65 25V26H66ZM107 24H105V26H106ZM132 25H134V23L132 24ZM153 25V24H152ZM230 25V26H231ZM258 25H260V24H258ZM263 25V24H262ZM262 25H261V27H262ZM9 26V25H8ZM39 26H41V25H39ZM43 26H44V24H43ZM46 26V25H45ZM49 26V25H48ZM53 26V25H52ZM52 26L51 27H49V30L52 28ZM56 26V25H55ZM54 26V27H55ZM62 26V25H61ZM71 26V25H70ZM69 26V27H70ZM73 26V25H72ZM92 26V25H91ZM100 26H101V24H100ZM116 26V25H115ZM237 25H235V27H236ZM248 26H251L250 24H248ZM7 27V26H6ZM24 27V26H23ZM26 27V26H25ZM57 27H58V25H57ZM56 27V28H57ZM67 27V26H66ZM90 27V26H89ZM95 27V26H94ZM99 27V26H98ZM108 26H106V28H107ZM112 27V26H111ZM118 27H119V24H118ZM134 27H136V26H134ZM141 26H139V28H140ZM222 27V28H221ZM8 28V27H7ZM21 28V27H20ZM27 28H30L29 26H27ZM38 28V27H37ZM56 28L54 29L56 32H57V30H56ZM95 28H97V27H95ZM105 28V29H106ZM127 28V27H126ZM148 28V27H147ZM157 28V27H156ZM232 28V27H231ZM234 28V27H233ZM232 28V29H233ZM257 28V27H256ZM263 28V27H262ZM0 29H1V27H0ZM60 29H62V28H60ZM104 29V28H103ZM114 29V28H113ZM124 28H122V30H123ZM130 29V28H129ZM137 29V28H136ZM141 29H143L142 27H141ZM146 29V28H145ZM149 29V28H148ZM147 29V30H148ZM151 29V28H150ZM155 29V28H154ZM236 30H238V27L237 28H235ZM234 29V30H235ZM261 29V28H260ZM32 30V29H31ZM36 30H38V29H36ZM71 30H73V29H71ZM70 30V31H71ZM93 30H95V29H93ZM100 30V29H99ZM108 30H111V29H109L108 28ZM108 30H106V31H108ZM134 30V29H133ZM153 30V29H152ZM156 30V29H155ZM248 30H249V28H248ZM257 30L259 31V29L257 28ZM262 30V29H261ZM260 30V31H261ZM5 31H7V30H5ZM23 31H25L24 29H23ZM112 31V30H111ZM111 31H109V32H111ZM149 31V30H148ZM148 31H146V33L148 32ZM151 31V30H150ZM257 31V32H258ZM260 31H259V33H260ZM21 32H22V29H21ZM26 32H27V30H26ZM32 32H33V30H32ZM38 31H36L35 33H34V35H36V33H37ZM55 32V33H56ZM63 32V31H62ZM73 32H75V31H73ZM77 33H79L78 31H76ZM97 32V31H96ZM108 32V33H109ZM117 32H118V30H117ZM125 32V31H124ZM128 32V31H127ZM134 32V31H133ZM137 32V31H136ZM138 32H140V29H139V31ZM226 32H228V31H226ZM255 32H256V30H255ZM256 32V33H257ZM263 33H264V30L262 31ZM262 32L260 33L261 34V36H262ZM29 33V32H28ZM39 33V32H38ZM42 33V32H41ZM47 33V32H46ZM52 33V32H51ZM54 33V32H53ZM55 33H54V35H55ZM72 33V32H71ZM83 33V32H82ZM114 33V32H113ZM116 33V32H115ZM119 33V32H118ZM126 33V32H125ZM142 33H144L143 31H142ZM21 34V36H22V33H20ZM30 34V36L32 35L31 33H29ZM57 34V33H56ZM73 34V33H72ZM124 34V33H123ZM136 34V33H135ZM232 34V33H231ZM230 34V35H231ZM251 34H252V32H251ZM255 34V33H254ZM260 34H258V35H260ZM23 35H24V33H23ZM48 35V34H47ZM53 35V34H52ZM53 35V36H54ZM74 36L76 35V34H73ZM90 35V34H89ZM117 35V34H116ZM125 35V34H124ZM130 35H131V33H130ZM144 35V34H143ZM149 35H151V33H149ZM163 35H165L164 37H162ZM230 35H228V36H230ZM27 36V35H26ZM37 36V35H36ZM35 36V37H36ZM39 37L38 38H40V36L41 35H38ZM49 36V35H48ZM77 36V38H79L78 37V35H76ZM115 36V35H114ZM132 36H133V33H132ZM235 36V35H234ZM253 36V35H252ZM263 36H264V34H263ZM34 37V36H33ZM32 37V38H33ZM43 37V36H42ZM41 37V38H42ZM81 37V36H80ZM89 37V36H88ZM123 37V36H122ZM233 37V36H232ZM255 37V36H254ZM29 38V37H28ZM31 38V37H30ZM38 38H36L37 40H38ZM53 38V37H52ZM77 38H75L76 40H77ZM109 38H111V37H109ZM112 38H113V36H112ZM119 38V37H118ZM125 39L127 38V37H124ZM123 38V39H124ZM129 38H131L130 36H129ZM150 38V37H149ZM152 38V37H151ZM150 38V39H151ZM234 38V37H233ZM237 37H235V39H236ZM246 38V37H245ZM264 38V37H263ZM56 39V38H55ZM54 39V40H55ZM120 39V38H119ZM124 39V40H125ZM137 39V38H136ZM135 39V41H137ZM141 39H142V37H141ZM46 41H47V39H45ZM50 39H48V41H49ZM131 40V39H130ZM130 40H128V41H130ZM149 40V39H148ZM155 40V39H154ZM261 40V39H260ZM260 40H258L257 39V41H260ZM32 41V40H31ZM39 41H40V39H39ZM39 41H37V42H39ZM42 41H44V40H42ZM68 41H69V39H68ZM128 41H126L125 40V42H128ZM143 41H144V39H143ZM142 41V44H145L144 42ZM153 41V40H152ZM256 41V42H257ZM262 41H263V39H262ZM35 42H36V40H35ZM81 42V41H80ZM83 42V41H82ZM123 42V41H122ZM131 42L132 43H134V40L132 41L131 40ZM137 42H141V41H137ZM136 42V43H137ZM52 43H53V40H52ZM55 43V42H54ZM57 43V42H56ZM55 43V44H56ZM96 43V42H95ZM117 43V42H116ZM135 43V44H136ZM3 44V43H2ZM58 44V43H57ZM112 44V43H111ZM127 44V43H126ZM142 44L140 43V45H141V50L143 49V47H144V45H143V47H142ZM155 44V43H154ZM245 44V43H244ZM260 44V43H259ZM18 45V44H17ZM24 45V44H23ZM59 45V44H58ZM57 45V46H58ZM81 45H83V44H81ZM92 45V44H91ZM103 46H104V44H102ZM119 45H122V44H119ZM2 46V45H1ZM15 46H16V44H15ZM20 46V47H19ZM18 47L16 46L15 48L17 49L18 48V50L20 51V50H23L24 49V47H22L21 45H19ZM30 46V45H29ZM28 46V47H29ZM37 46V45H36ZM42 46V45H41ZM53 46V45H52ZM60 46V48H61V45H59ZM88 46V45H87ZM112 46V45H111ZM111 46H109V47H111ZM118 46V45H117ZM136 46V45H135ZM146 46V45H145ZM156 46V45H155ZM158 46V45H157ZM257 46V45H256ZM263 46H264V44H263ZM4 47V46H3ZM40 47V46H39ZM43 47V46H42ZM51 47V46H50ZM85 47V46H84ZM100 47H101V45H100ZM107 47V46H106ZM113 47H114V45H113ZM113 47H111V48H113ZM123 47V46H122ZM121 47V48H122ZM125 47V46H124ZM15 48H13V49H15ZM115 48H117V47H115ZM120 48V49H121ZM126 48V47H125ZM129 48H130V46H129ZM159 48V47H158ZM35 49V48H34ZM38 49V48H37ZM40 49V48H39ZM38 49V50H39ZM53 49H54V47H53ZM57 49H59V48H57ZM85 49H86V47H85ZM101 49V48H100ZM99 49V50H100ZM117 49H119V47L117 48ZM116 49V50H117ZM128 49V48H127ZM126 49V50H127ZM139 49V50H140ZM144 49H146V48H144ZM157 50V48H150L149 50ZM261 49H264V48H262L261 47ZM51 50V49H50ZM96 50V49H95ZM101 50H103V48L101 49ZM107 50H108V47H107ZM126 50L124 51V52H126ZM134 50V49H133ZM140 50V51H141ZM24 51H26V50H24ZM31 51V50H30ZM58 51V50H57ZM150 51V52H151ZM22 52V51H21ZM111 52V51H110ZM129 52V51H128ZM144 52H146L145 50L142 52V53H144ZM155 52V51H154ZM161 52H160V54H161ZM15 53V52H14ZM16 53H17V51H16ZM46 53V52H45ZM114 53V52H113ZM117 53V52H116ZM130 53V52H129ZM147 53H148V50H147ZM151 53H153V52H151ZM253 53V52H252ZM261 53V52H260ZM259 53V54H260ZM26 54V53H25ZM108 54H109V52H108ZM110 54H112V53H110ZM128 54V53H127ZM145 54V53H144ZM149 54V53H148ZM148 54L146 55V57L145 58H149V57H147L148 56ZM156 54V53H155ZM154 54V55H155ZM9 55V54H8ZM13 55V54H12ZM18 55V54H17ZM20 55H22V57L24 56L22 53L20 54ZM27 55V54H26ZM55 55V54H54ZM53 55V56H54ZM100 55V54H99ZM98 55V56H99ZM107 55V54H106ZM114 55V54H113ZM116 55V54H115ZM136 55H138V54H136ZM154 55H153V57H154ZM254 55V53L251 55V56H253ZM31 56H33V55H28V57L29 58H31ZM94 56V55H93ZM111 56V55H110ZM135 56V55H134ZM264 56V55H263ZM13 57V59H14V56H12ZM71 57V56H70ZM109 57V56H108ZM116 57V56H115ZM151 57H152V55H151ZM152 57V58H153ZM162 57V56H161ZM244 57V56H243ZM24 58V57H23ZM26 58V57H25ZM35 58V57H34ZM89 58V57H88ZM120 58V57H119ZM138 58V57H137ZM140 58H142V57H140ZM16 59V58H15ZM28 59V58H27ZM33 59V58H32ZM37 59V58H36ZM50 59L51 58H49V61H50ZM128 59H129V57H128ZM154 59V58H153ZM173 59V60H174ZM260 59V58H259ZM258 59V60H259ZM23 60V59H22ZM25 60V59H24ZM38 60V59H37ZM55 60V59H54ZM116 60V59H115ZM118 60V59H117ZM138 60H139V58H138ZM151 61H152V59H150ZM215 60H217V59H215ZM219 60V59H218ZM252 60V59H251ZM250 60V61H251ZM260 60H262V61H264L263 59H260ZM259 60V61H260ZM14 62H15V60H13ZM20 61V60H19ZM27 61V60H26ZM112 61V60H111ZM114 61V60H113ZM119 61V60H118ZM146 61H148V60H146ZM156 61H157V59H156ZM159 61V63H160V60H158ZM169 61V60H168ZM167 61V62H168ZM176 61V60H175ZM7 62V61H6ZM23 62V61H22ZM34 62H36V61H34ZM89 62V61H88ZM108 62H110V61H107V63ZM120 62V61H119ZM124 62V61H123ZM167 62H164V65H163V68H165L164 66L165 65H168V64H166ZM170 62V61H169ZM168 62V63H169ZM172 62V61H171ZM261 62V61H260ZM16 63H17V61H16ZM19 63H21V62H19ZM23 63H25V62H23ZM22 63V64H23ZM61 63V62H60ZM59 62H58V64H60ZM83 63V62H82ZM112 63V62H111ZM122 63V62H121ZM145 63V62H144ZM148 63H150V61L148 62ZM62 64V63H61ZM109 64V63H108ZM107 64V65H108ZM119 64V63H118ZM129 64V63H128ZM143 64V62H141V65ZM151 64H152V62H151ZM226 64V63H225ZM9 65V64H8ZM49 65H50V63H49ZM56 65V64H55ZM63 65V64H62ZM67 65V64H66ZM98 65V64H97ZM110 65V64H109ZM112 65V64H111ZM115 65V64H114ZM131 65V64H130ZM129 65V66H130ZM139 65H140V63H139ZM140 65V66H141ZM160 65H161V63H160ZM159 65V66H160ZM161 65V66H162ZM7 66V65H6ZM54 66V65H53ZM72 66V65H71ZM70 66V67H71ZM120 66H122L121 64H120ZM124 66V65H123ZM148 66H150L149 64H148ZM152 66V65H151ZM157 66V65H156ZM156 66H155V68H156ZM158 66V67H159ZM169 66V65H168ZM174 66V65H173ZM178 66V65H177ZM180 66V65H179ZM213 66H214V64H213ZM8 67V66H7ZM12 67H13V65H12ZM11 67V68H12ZM50 67H51V65H50ZM68 67V66H67ZM66 67V68H67ZM75 67V66H74ZM73 67V68H74ZM114 67V66H113ZM119 67V66H118ZM134 67V66H133ZM132 67V68H133ZM147 67V66H146ZM167 67V66H166ZM209 67V66H208ZM9 68V67H8ZM62 68V67H61ZM64 68V67H63ZM71 69L72 70V72H75V71H73L74 69ZM77 67H75V70H77L76 69ZM95 68V67H94ZM117 67L115 66V69H116ZM123 68H125V67H123ZM128 68V67H127ZM151 68H153V67H151ZM162 68V67H161ZM171 67L169 66V68H168V70L170 69ZM181 68V67H180ZM214 68V67H213ZM114 69V68H113ZM113 69H112V71H113ZM126 69V68H125ZM124 69V70H125ZM174 69H175V67H174ZM174 69L172 70L173 72H174ZM184 69V68H183ZM217 70H218V68H216ZM56 70V69H55ZM65 70H69V69H65ZM118 70H120V67L118 68ZM130 70V69H129ZM137 70V69H136ZM135 70V71H136ZM141 70H143V69H141ZM148 70H150V69H148ZM154 70V69H153ZM164 70V69H163ZM166 70V69H165ZM180 70V69H179ZM214 70H215V68H214ZM132 71V70H131ZM134 71V72H135ZM145 71V70H144ZM151 71H152V69H151ZM157 71V70H156ZM183 71V70H182ZM216 71V70H215ZM80 72V71H79ZM117 72V71H116ZM125 72V71H124ZM134 72H132V73H134ZM176 72V71H175ZM174 72V73H175ZM178 72V71H177ZM184 72V71H183ZM210 72V71H209ZM78 73V72H77ZM93 73V72H92ZM98 73V72H97ZM131 73V74H132ZM185 73V72H184ZM80 74V73H79ZM96 74V73H95ZM94 73L92 74V76H93V78L95 77L94 75H95ZM120 74V73H119ZM165 74V73H164ZM176 74V73H175ZM81 75V74H80ZM97 75V74H96ZM130 75V74H129ZM133 75V74H132ZM137 75V74H136ZM135 75V76H136ZM154 75V79H156L158 82V84H156V82H155V88H157L159 91L161 90V91H163V93H167V94H169L168 95V97L170 96V94H174V92H175V89H174V87H172L171 86V84H170V80L168 81L166 78L168 77H166V78H164V76H163V74L162 73H160V71H159V73L157 72V73H154L153 74ZM152 75V76H153ZM179 75H183V73L182 74H180L179 73ZM201 75V74H200ZM199 75V76H200ZM203 75V74H202ZM213 75V74H212ZM211 75V76H212ZM32 76V75H31ZM68 76V75H67ZM98 76V75H97ZM118 76V75H117ZM120 76V75H119ZM118 76V77H119ZM134 76V77H135ZM138 76V75H137ZM149 76H151V75H149ZM206 76V75H205ZM204 76V77H205ZM118 77H117V79H118ZM141 76H139V78H140ZM145 77V76H144ZM192 76L190 75V77L189 78H191ZM195 77H193V78H195ZM213 77H214V75H213ZM255 78L257 77V75L256 76H254ZM76 78V77H75ZM132 78V77H131ZM137 78V77H136ZM145 78H147V77H145ZM151 78V77H150ZM170 78V77H169ZM173 78V77H172ZM200 78V77H199ZM215 78V77H214ZM227 78V77H226ZM2 79V78H1ZM4 79H5V77H4ZM96 80H97V78H95ZM102 79V78H101ZM138 79V78H137ZM149 79V78H148ZM188 79V78H187ZM198 79V78H197ZM202 79V78H201ZM228 79V78H227ZM239 79V78H238ZM257 79V78H256ZM104 80V79H103ZM131 80V79H130ZM139 80V79H138ZM147 80V79H146ZM184 80V79H183ZM191 79H189V82L188 83H190L191 84V81H190ZM210 80V79H209ZM241 80V79H240ZM76 81V80H75ZM101 81V80H100ZM120 81V80H119ZM133 81V80H132ZM136 82H137V80H135ZM134 81V82H135ZM140 81V80H139ZM205 81V80H204ZM104 82V81H103ZM141 82V81H140ZM148 82V81H147ZM146 82V83H147ZM171 82H172V80H171ZM183 83H184V81H182ZM194 82V81H193ZM207 82V81H206ZM205 82V83H206ZM73 83V82H72ZM71 83V84H72ZM94 83V82H93ZM106 83V82H105ZM138 83V82H137ZM142 83V82H141ZM173 83V82H172ZM185 83H187L186 81H185ZM233 83V82H232ZM236 83V82H235ZM239 83H241V82H239ZM244 83V82H243ZM76 84V82L73 84V85H75ZM124 84V83H123ZM130 84V83H129ZM129 84H126L125 85V87L127 86V85H129ZM179 84H180V82H179ZM178 84V85H179ZM242 84V83H241ZM246 84H248V81L246 82ZM245 84V85H246ZM101 85V84H100ZM107 85V84H106ZM132 85V84H131ZM137 85V84H136ZM173 85V84H172ZM192 85V84H191ZM194 85H197V84H195V82H194ZM24 86V85H23ZM40 86V85H39ZM135 86V85H134ZM144 86V85H143ZM152 86V85H151ZM212 86H214V85H212ZM33 87V86H32ZM71 87V86H70ZM104 87V86H103ZM132 87H133V85H132ZM139 87V86H138ZM141 88H142V85L140 86ZM144 87H146V86H144ZM150 88V87H149ZM149 88H148V90H149ZM178 89H179V87H177ZM195 88V87H194ZM207 88V87H206ZM260 88H262V87H260ZM15 89V88H14ZM133 89H135V90H133V91H136V88H133ZM245 89V88H244ZM244 89H242V91L244 90ZM50 90V89H49ZM104 89H102V91H103ZM113 90V89H112ZM138 90H140V88H138ZM147 89H146V92L148 91ZM180 91H181V89H179ZM191 90H193V89H191ZM195 90V89H194ZM14 91V90H13ZM114 91H115V89H114ZM128 91V90H127ZM151 91V90H150ZM182 91H184V90H182ZM199 91V90H198ZM204 91V90H203ZM32 92V91H31ZM110 92V91H109ZM108 92V94H110ZM125 92V91H124ZM123 92V93H124ZM137 92V91H136ZM139 92V91H138ZM154 92V91H153ZM185 92V91H184ZM213 92V91H212ZM244 92V91H243ZM105 93H107L106 91H105ZM182 93V92H181ZM201 93V92H200ZM159 94V93H158ZM190 94V93H189ZM188 94V95H189ZM195 94V93H194ZM203 95H204V93H202ZM221 94H223V93H221ZM156 95V94H155ZM181 95V94H180ZM179 95V96H180ZM183 95V94H182ZM181 95V96H182ZM188 95H186V96H188ZM203 95H202V97H203ZM226 95H228V94H226ZM226 95L224 96V97H226ZM236 95V94H235ZM110 96H112V95H110ZM110 96H108V97H110ZM167 96V95H166ZM177 96V95H176ZM185 96V95H184ZM185 96V97H186ZM237 96V95H236ZM126 97V96H125ZM132 97H133V95H132ZM168 97H166V98H168ZM190 97V96H189ZM112 98V97H111ZM134 98V97H133ZM145 97H143V99H144ZM156 98V97H155ZM164 98V97H163ZM166 98H165V100H166ZM191 98V97H190ZM200 98V97H199ZM203 98H205V97H203ZM234 98V97H233ZM137 99H140V98H137ZM161 99H162V97H161ZM178 99V98H177ZM187 97H186V101H187ZM206 99V98H205ZM210 99V98H209ZM213 99V98H212ZM212 99H210L211 101H213L214 102V99L212 100ZM230 99V98H229ZM232 99V98H231ZM230 99V100H231ZM113 100V99H112ZM116 100V99H115ZM114 100V101H115ZM130 100V99H129ZM135 100V99H134ZM146 100V99H145ZM164 100V101H165ZM184 100V99H183ZM192 100V99H191ZM229 100V101H230ZM243 100V99H242ZM77 102H80L79 100H76ZM119 101V100H118ZM121 101V100H120ZM154 101V100H153ZM189 101V100H188ZM244 101V100H243ZM137 102V101H136ZM141 102H143V101H141ZM155 102V101H154ZM158 102H160V101H158ZM185 102V101H184ZM192 102V101H191ZM196 102V101H195ZM203 102H204V100H203ZM219 102V101H218ZM231 102L232 101H230V106L232 105L233 106V104H231ZM118 103V102H117ZM138 103V102H137ZM161 103V102H160ZM166 103V102H165ZM194 103V102H193ZM193 103H191V104H193ZM208 103V102H207ZM214 103H216V102H214ZM120 104V103H119ZM126 104V103H125ZM129 104V103H128ZM190 104V105H191ZM199 105V103L197 102L196 103V105ZM205 104V103H204ZM218 104H220V103H218ZM77 105V104H76ZM76 105H74V106H76ZM118 105V104H117ZM161 106L163 105V104H160ZM159 105V106H160ZM169 105H170V108H171V110H174L175 111V113H176V115L178 116V118H184V116H185V111L183 110V109H181V106L179 105V104H177V102H174V101H170L169 102ZM183 105V104H182ZM186 105V104H185ZM207 105V107L206 108H208L209 106H208V104H206ZM212 105H213V103H212ZM248 105V104H247ZM123 106H124V102H123ZM127 106V105H126ZM130 106V105H129ZM129 106H127L128 108H129ZM141 106V105H140ZM200 106V105H199ZM203 106V104L200 106V107H202ZM217 106V105H216ZM215 106V107H216ZM225 106V105H224ZM235 106V105H234ZM233 106V108H235ZM239 106V105H238ZM166 107V106H165ZM184 107V106H183ZM194 107H196V106H194ZM211 107V106H210ZM1 108V107H0ZM122 108V107H121ZM123 108H125L126 109V107L124 106ZM145 108H148V107H145ZM145 108H142V110H144ZM162 108H163V106H162ZM188 108H189V106H188ZM192 108V110H193V107H191ZM191 108L189 109V110H191ZM206 108H204V109H206ZM222 108V107H221ZM77 109V108H76ZM131 110H132V108H130ZM150 108H148L147 109V112H148V110H149ZM165 109V108H164ZM166 109H168L167 107H166ZM264 109V108H263ZM1 110H2V108L0 109V112H1ZM128 110V109H127ZM126 110V111H127ZM168 110H170V109H168ZM191 110V111H192ZM194 110H196V109H194ZM201 110V109H200ZM234 110V109H233ZM124 111V110H123ZM130 111V110H129ZM216 111V110H215ZM229 111H231V110H229ZM238 110H236V112H237ZM243 111V110H242ZM241 111V112H242ZM131 112V111H130ZM143 112V111H142ZM146 111H145V113H147ZM200 113H203V112H201V111H199ZM218 112V110L216 111V113ZM225 112V111H224ZM228 112V111H227ZM234 112H235V110H234ZM9 113V112H8ZM136 113V112H135ZM160 113V112H159ZM240 113V112H239ZM21 114V113H20ZM87 114V113H86ZM129 114V113H128ZM138 114V113H137ZM136 114V115H137ZM142 114V113H141ZM192 114V113H191ZM199 114V113H198ZM218 114V113H217ZM228 114V113H227ZM232 114V113H231ZM236 114H238V113H236ZM243 114H244V112H243ZM255 114V113H254ZM1 115V114H0ZM10 115V114H9ZM19 115V114H18ZM134 115V112H133V114H130L129 115V117L131 118L132 116ZM145 115V114H144ZM154 115H156V114H154ZM158 115V114H157ZM157 115H156V117H157ZM203 115V114H202ZM248 115V114H247ZM17 116V115H16ZM20 116H22L23 117V115H20ZM20 116H17V117H19L20 118ZM89 116V115H88ZM87 116V117H88ZM126 116H128L127 114H126ZM138 116V115H137ZM137 116H136V118H137ZM143 116V115H142ZM146 116V115H145ZM145 116H143V117H145ZM147 116H149V115H147ZM146 116V117H147ZM153 116V115H152ZM189 116V115H188ZM220 116V115H219ZM224 116V115H223ZM240 117H241V115H239ZM243 116V115H242ZM257 116V115H256ZM4 117H5V115H4ZM3 117V118H4ZM90 117V116H89ZM88 117V118H89ZM97 117V116H96ZM129 117H127V118H129ZM162 117V116H161ZM175 117V116H174ZM185 117H187V116H185ZM216 117H217V115H216ZM221 117V116H220ZM230 117V116H229ZM233 117H235L236 118V115L235 116H233ZM259 117V116H258ZM2 117H1V119H3ZM85 118H86V115H85ZM88 118H87V120H88ZM134 118V117H133ZM142 118V117H141ZM151 118V117H150ZM189 118V117H188ZM222 118V117H221ZM231 118V117H230ZM235 118H233L234 120H236ZM239 118V117H238ZM237 118V119H238ZM8 119V118H7ZM15 119V118H14ZM23 119V118H22ZM77 119V118H76ZM138 119V118H137ZM145 120L147 119V118H144ZM163 119V118H162ZM177 119V118H176ZM175 119V120H176ZM194 119H195V117H194ZM199 119V118H198ZM223 119H225V117L223 118ZM245 119V118H244ZM243 119V120H244ZM253 119V118H252ZM251 119V121H253ZM6 120V118L3 120V121H5ZM18 119L16 118V121H17ZM21 120V119H20ZM79 120V119H78ZM98 120V119H97ZM135 120V119H134ZM139 120V119H138ZM137 120V121H138ZM178 120H182V119H178ZM192 120H193V118H192ZM197 120V119H196ZM212 120V119H211ZM226 120V119H225ZM241 120V119H240ZM9 121V120H8ZM14 121V120H13ZM22 121V120H21ZM23 121H25V120H23ZM77 121V120H76ZM89 121V120H88ZM127 121V120H126ZM136 121V122H137ZM191 121V120H190ZM85 122H87V121H85ZM84 122V123H85ZM133 122V121H132ZM141 123H144L145 121H140ZM149 122V121H148ZM155 122V121H154ZM171 122H173L172 120H171ZM183 122H184V120H183ZM188 122V121H187ZM192 122V121H191ZM197 122H198V120H197ZM226 122V121H225ZM224 121H223V123H225ZM229 122V121H228ZM235 122V121H234ZM247 122H248V119H247ZM264 122V121H263ZM16 123V122H15ZM24 123V122H23ZM28 123V122H27ZM30 123V122H29ZM89 123V122H88ZM101 123H102V121H101ZM128 123H129V121H128ZM149 123H151V122H149ZM166 123H168V122H166ZM251 123V122H250ZM32 124V123H31ZM30 124V125H31ZM139 124V121L137 122V124H135V125H138ZM146 124V123H145ZM153 124V126L154 127H159V125L157 124V126H155L154 124L155 123H152ZM169 124V123H168ZM173 124V123H172ZM180 124V123H179ZM182 124V123H181ZM196 124V123H195ZM217 124V123H216ZM221 124V123H220ZM219 124V125H220ZM238 124V123H237ZM240 124H242V123H240ZM239 124V125H240ZM248 124H249V122H248ZM248 124H245V125H248ZM10 125V124H9ZM29 125V124H28ZM29 125V126H30ZM96 125H98V124H96ZM96 125H95V127H96ZM143 125V124H142ZM147 125V124H146ZM146 125H144V126H146ZM150 124H148V126H149ZM184 124H182L181 126H183ZM194 125V124H193ZM192 124H191V128H193L192 126H193ZM200 125V124H199ZM243 125V124H242ZM241 125V126H242ZM245 125H243V127L245 126ZM8 126V125H7ZM53 126V125H52ZM102 126V124L100 125V127ZM131 126V125H130ZM152 126V127H153ZM173 126V125H172ZM180 126V125H179ZM186 126H188V125H186ZM215 126V125H214ZM221 126V125H220ZM219 126V127H220ZM229 126V125H228ZM240 126V129L241 128H243V127H241ZM0 127H1V125H0ZM8 127H10V126H8ZM18 127V126H17ZM94 126H93V131H94V128H95ZM98 127V126H97ZM126 126H125V123H123V125H121V126H112V127H110V131L108 132L110 135V138L109 139H111V140H114V139H116L118 142H120V141H122L123 140V138H124V136H123V130H124V128H125ZM132 127V126H131ZM134 127V126H133ZM136 127V126H135ZM135 127H134V129H135ZM149 127H151V126H149ZM163 127V126H162ZM168 127V126H167ZM175 127V126H174ZM178 127V126H177ZM176 127V128H177ZM199 127H202V126H199ZM233 127V126H232ZM247 127V126H246ZM245 127V128H246ZM262 127V126H261ZM15 128V127H14ZM19 128V127H18ZM28 128H30V127H28ZM53 128V127H52ZM64 128V127H63ZM66 128V127H65ZM99 128V127H98ZM102 128V127H101ZM106 128V127H105ZM145 129H146V127H144ZM143 127H142V129L145 131V129H144ZM168 128H170V127H168ZM180 128V127H179ZM178 128V129H179ZM77 129H79V128H77ZM104 129V128H103ZM148 129V128H147ZM146 129V130H147ZM183 129V128H182ZM195 129V128H194ZM199 129H201V131L203 130L202 128H199ZM204 131H206V128L204 127ZM223 129V128H222ZM229 129V128H228ZM232 129V128H231ZM3 130V129H2ZM0 131V141L2 140L3 141V145H2V147L3 148H6L8 151L10 150V148H11V139H10V130L9 129H5V130H3V131ZM15 130V129H14ZM21 130V129H20ZM26 130V129H25ZM30 130V129H29ZM28 130V131H29ZM80 130H83V128H81ZM98 130V129H97ZM97 130H96V133H98L97 132ZM101 130V129H100ZM172 130V129H171ZM180 130V129H179ZM186 130V129H185ZM185 130H183V131H185ZM209 130V129H208ZM212 130V129H211ZM224 130V129H223ZM230 130V129H229ZM237 131H238V128L236 129ZM259 130V129H258ZM257 130V131H258ZM23 131V130H22ZM55 131H58V129H56ZM134 131V130H133ZM148 131L151 133V131L148 129ZM148 131H146V132H148ZM156 131V130H155ZM166 131V130H165ZM164 131V132H165ZM194 131H196V130H194ZM233 131V130H232ZM262 131V130H261ZM16 132V131H15ZM18 132H20L19 130H18ZM30 133H32L31 131H29ZM35 132V131H34ZM100 132H103V131H100ZM146 132H144V133H146ZM158 132H159V130H158ZM174 132V131H173ZM172 131H171V133H173ZM189 132V131H188ZM187 132V133H188ZM193 132V131H192ZM191 132V133H192ZM229 132V131H228ZM241 132H243V133H245L246 132V130H245V132L244 131H240V132H238V133H240L241 134ZM26 133V132H25ZM24 133V134H25ZM28 133V132H27ZM26 133V134H27ZM41 133V132H40ZM45 133V132H44ZM57 133V132H56ZM61 133V132H60ZM59 133V134H60ZM150 133H148V135L150 134ZM153 133V132H152ZM194 133V132H193ZM202 133H203V131H202ZM242 133V136L243 135H245V134H243ZM20 134V133H19ZM22 134H23V132H22ZM21 134V135H22ZM26 134H25V136H26ZM90 134H91V132H90ZM101 134V133H100ZM156 134H157V132H155V134L153 133L152 135H154L155 137H156ZM159 134V133H158ZM162 134H163V132H162ZM161 134V135H162ZM167 134V133H166ZM169 134H170V132H169ZM198 134V133H197ZM206 134V133H205ZM208 134V133H207ZM216 134V133H215ZM215 134L213 135H211V136H215ZM229 134H230V132H229ZM229 134H228V137H229ZM237 134V133H236ZM249 134V133H248ZM16 135V134H15ZM29 135V134H28ZM151 135V134H150ZM149 135V136H150ZM151 135V137L152 138H155L154 136H152ZM161 135H157V136H161ZM171 135V134H170ZM181 135V134H180ZM186 135V134H185ZM188 135V134H187ZM209 136H210V134H208ZM231 135H232V133H231ZM230 135V136H231ZM247 135V134H246ZM252 135V134H251ZM251 135L250 136H248V139L249 140H252V139H250L249 137H251ZM260 135V134H259ZM263 135V134H262ZM23 136V135H22ZM163 136V135H162ZM191 136V135H190ZM207 136V135H206ZM211 136H210V139L209 140H212V138H211ZM223 136V135H222ZM221 136V137H222ZM234 136V135H233ZM241 136V135H240ZM261 136V135H260ZM259 136V137H260ZM13 137V136H12ZM44 137V136H43ZM75 137V136H74ZM105 137V136H104ZM168 137H170V136H168ZM182 138H183V135L181 136ZM187 137L188 136H186V139L185 140H187ZM195 137V136H194ZM200 137V136H199ZM202 137H203V135H202ZM28 138V137H27ZM29 138H31V137H29ZM28 138V139H29ZM34 138H36V137H34ZM143 138V137H142ZM150 138V137H149ZM152 138H150V141H151V139ZM163 138V137H162ZM171 138H174L173 136L171 137ZM178 138H180V137H178ZM177 138V139H178ZM181 138V139H182ZM185 138V137H184ZM208 138V137H207ZM214 138V137H213ZM215 138H217L216 136H215ZM219 138V137H218ZM239 138V137H238ZM242 138V137H241ZM240 138V139H241ZM256 138V137H255ZM18 139H20V138H18ZM77 139V138H76ZM87 139V141H88V145H89V147L92 149V152H94L95 154H96V156L97 157H99V158H101V159H103V160H106L107 162H108V160L110 159V158H112V151H109V150H107L106 149V143H108L107 142V139L106 138H98V137H95V136H91V135H89L88 136V138H86ZM145 139H147V137L145 138ZM189 139V138H188ZM191 139V138H190ZM189 139V140H190ZM236 139V138H235ZM244 139V138H243ZM264 139V138H263ZM15 140H17V139H15ZM34 140V139H33ZM33 140H32V142H33ZM35 140H37V138L35 139ZM149 140V139H148ZM156 140V139H155ZM179 140V139H178ZM188 140V141H189ZM193 140H195V139H193ZM197 140H199V139H197ZM205 140V139H204ZM202 141V142H204L205 143V141ZM215 140V139H214ZM247 140V139H246ZM246 140H244V142L246 141ZM255 140V139H254ZM253 140V141H254ZM14 141V140H13ZM19 141V140H18ZM21 142H26L25 140H20ZM40 141V140H39ZM79 141V140H78ZM109 141V140H108ZM128 141L129 142H132L133 141V138L131 137V138H128ZM149 141V142H150ZM157 141V140H156ZM170 141V140H169ZM168 141V142H169ZM219 141V140H218ZM240 141V140H239ZM242 141V140H241ZM248 141V140H247ZM246 141V142H247ZM256 141V140H255ZM172 142V141H171ZM179 142V141H178ZM178 142H177V144H178ZM187 142V141H186ZM193 142V141H192ZM199 142H201L200 140H199ZM226 142V141H225ZM252 142V141H251ZM14 143V142H13ZM19 143V142H18ZM36 143H37V141H36ZM40 143H41V141H40ZM44 143V142H43ZM79 142H77V144H78ZM180 143V142H179ZM209 143V142H208ZM213 143V142H212ZM253 143V142H252ZM257 143V142H256ZM259 143V142H258ZM19 144H21V143H19ZM35 143L33 142V145H34ZM42 144V143H41ZM155 144V143H154ZM154 144H153V147H154ZM176 144V145H177ZM192 143H190V145H191ZM200 144V143H199ZM235 144V143H234ZM245 144V143H244ZM251 144V143H250ZM250 144H248L249 146H250V148H251V146L252 145H250ZM254 144V143H253ZM21 145H23V144H21ZM46 145V144H45ZM48 145V144H47ZM51 145V144H50ZM50 145H48V146H50ZM61 145V144H60ZM80 145V144H79ZM111 145V144H110ZM156 145V144H155ZM162 145V144H161ZM167 145V144H166ZM165 145V146H166ZM175 145V146H176ZM179 145V144H178ZM180 145H181V143H180ZM179 145V146H180ZM195 145V144H194ZM203 145V144H202ZM229 145V144H228ZM231 145V144H230ZM229 145V146H230ZM238 145V144H237ZM247 145V146H248ZM38 146V145H37ZM36 146V147H37ZM55 146V144L53 145V147ZM164 146V147H165ZM174 146V147H175ZM184 146V145H183ZM187 146V145H186ZM192 146H193V144H192ZM192 146H190V147H192ZM206 146H207V144H206ZM224 146V145H223ZM226 146V145H225ZM229 146H228V149H229ZM236 146V145H235ZM34 147H35V145H34ZM32 148V149H37V148ZM39 148L41 147V148H43V146L42 145H40V146H38ZM56 147H61V146H56ZM55 147V148H56ZM112 147H114V146H112ZM157 147V146H156ZM163 147V146H162ZM215 147V146H214ZM231 148L233 147V149H234V146L232 145V146H230ZM253 148H254V146H252ZM259 147V146H258ZM19 148H21V147H19ZM24 148V147H23ZM23 148H22V150H23ZM50 148V147H49ZM55 148H52V149H55ZM58 148H57V151H58ZM67 148H69V147H67ZM83 148V147H82ZM184 148V147H183ZM185 148H187V147H185ZM203 147L201 146V149H202ZM206 148V147H205ZM216 148H218V149H216V152L215 153H217V150H219L220 149V147H216ZM223 148V147H222ZM222 148L220 149L221 151H222ZM252 148V149H253ZM13 149H14V147H13ZM44 149V148H43ZM45 149H48L47 147L45 148ZM61 149H63V148H61ZM60 148H59V150H61ZM65 149V148H64ZM71 149V148H70ZM70 149L68 150V151H70ZM83 149H86V148H83ZM83 149H82V151H83ZM160 149V148H159ZM169 149V148H168ZM170 149H172V148H170ZM169 149V150H170ZM193 149V148H192ZM199 150V151H202V150ZM207 149V148H206ZM215 149V148H214ZM233 149H232V151H233ZM21 150V151H22ZM25 150V149H24ZM41 150V149H40ZM39 150V151H40ZM151 150V149H150ZM175 150V149H174ZM176 150H178V149H176ZM187 150H188V148H187ZM196 150V149H195ZM198 150V149H197ZM208 151H210L211 149H207ZM220 150H219V152H220ZM257 150V149H256ZM12 150H10L9 152H11ZM20 151V150H19ZM37 151V150H36ZM39 151H38V154H39ZM167 149H166V153H167ZM181 151V150H180ZM227 151H230V149L229 150H227ZM235 151V150H234ZM264 151V149H262V152ZM12 152H14V151H12ZM11 152V154H13ZM40 152H42V150L40 151ZM195 152V151H194ZM194 152H193V154H194ZM198 152V151H197ZM211 152V151H210ZM222 152H224V151H222ZM221 152V153H222ZM15 153V152H14ZM51 153V152H50ZM53 153V152H52ZM62 153H66V151H62ZM180 153V152H179ZM186 153H187V151H186ZM189 153V152H188ZM187 153V154H188ZM213 153V152H212ZM211 153V154H212ZM227 153V152H226ZM228 153H230V152H228ZM251 153V152H250ZM253 153V152H252ZM22 154H25V152H23L22 151ZM46 154V153H45ZM66 154H68V156H70L71 157V155H69V153H66ZM89 154H91V153H89ZM191 154V153H190ZM224 154V153H223ZM222 154V155H223ZM15 155V154H14ZM27 155V154H26ZM25 155V156H26ZM31 154H29V156H30ZM34 155H36L37 156V154H34ZM41 155V154H40ZM50 155H52V154H50ZM56 155H58V154H56ZM60 155H61V152H60ZM166 156H167V154H165ZM192 155V154H191ZM208 155V154H207ZM214 155V154H213ZM213 155H211V156H213ZM217 156H219V154L217 153L216 154ZM221 155V156H222ZM1 156V155H0ZM29 156L27 157V158H29ZM53 156H54V154H53ZM81 156V155H80ZM125 156V155H124ZM147 156H149V155H147ZM190 156V155H189ZM188 156V157H189ZM196 156H198V155H196ZM221 156H220V158H221ZM240 156V155H239ZM260 156L262 157V155L260 154ZM259 156V157H260ZM7 157V156H6ZM6 157H4V158H6ZM38 157V156H37ZM45 157V156H44ZM52 157V156H51ZM65 157V156H64ZM70 157H66L63 161H65L67 158H70ZM177 157V156H176ZM186 157V156H185ZM207 157V156H206ZM205 157V158H206ZM2 159H3V157H1ZM8 158V157H7ZM21 157H17V159H20ZM32 158H35V157H32ZM43 158V157H42ZM46 158H48V157H46ZM44 159V161L46 160H48V159ZM150 158V157H149ZM192 158H195V156L194 157H192ZM208 158V157H207ZM214 158H215V156H214ZM217 158V157H216ZM219 158V157H218ZM242 158V157H241ZM244 158V157H243ZM242 158V159H243ZM247 158V157H246ZM36 159V158H35ZM97 159V158H96ZM211 159V157L209 158V160ZM245 159V158H244ZM247 159H250V160H252L253 158H247ZM261 158H259V160H260ZM25 160H27V159H25ZM37 160V159H36ZM54 160V159H53ZM175 160V159H174ZM179 160V159H178ZM182 160V159H181ZM186 160V159H185ZM239 160V159H238ZM249 160V161H250ZM3 161V160H2ZM38 161V160H37ZM36 161V162H37ZM120 161V160H119ZM175 161H177V160H175ZM222 161V160H221ZM247 161V160H246ZM16 162V161H15ZM14 162V163H15ZM20 162H21V160H20ZM39 162V161H38ZM37 162V163H38ZM41 162H42V160H41ZM56 162V161H55ZM59 162H60V159H59ZM189 162H190V160H189ZM196 162V161H195ZM199 162H200V160H199ZM202 162V161H201ZM223 162V161H222ZM225 162V161H224ZM248 162V161H247ZM264 162V161H263ZM6 163V162H5ZM10 163V162H9ZM22 163V165L24 164L23 163V161L21 162ZM48 163H50V161L48 162ZM64 163H66V162H64ZM78 163V162H77ZM119 163V162H118ZM124 163H126V162H124ZM137 163V162H136ZM185 163H188V160H187V162H185ZM184 163V164H185ZM226 163V162H225ZM234 163V162H233ZM244 163V162H243ZM249 163V162H248ZM61 164H63V163H61ZM60 164V165H61ZM67 164V163H66ZM91 163H89L88 165H90ZM92 164H94L93 162H92ZM165 165H166V163H164ZM189 164V163H188ZM190 164H192V163H190ZM197 164H198V162H197ZM196 164V165H197ZM200 164V163H199ZM223 164V163H222ZM251 164V163H250ZM1 165V167H0V176H2L1 178H0V264H15V260L18 258V256H19V254H22V256H23V259H25V260H29V259H32V260H36L37 262H39L40 264H75V263H77V264H79V256L78 257H76L74 254H73V252L74 251H71L69 248H66L65 247V251H63L62 252V254H61V258H60V260H57V261H55L54 259H53V257H51L52 255H53V253H54V251L51 249V250H49L48 251V247H46V246H44V244H40L39 246H35L34 248H32L29 252H31L30 254H29V252H25V253H22V251H21V249H18V247H17V239H18V237L21 239L22 237H21V233L20 232H16V228H15V226H14V224H13V217L15 216V213H13V212H11V210H12V208L14 207V204H15V202L14 201H12V195H10V194H8L7 193V189H6V184H5V182L3 181V177H11L12 175H13V173L11 174L10 172H9V176H8V173H6V171L7 170H4L3 169V166H2V163L0 164ZM11 165V164H10ZM25 165V164H24ZM23 165V166H24ZM27 165H28V163L26 162V167H27ZM39 165H41V164H39ZM43 165V164H42ZM49 165V164H48ZM187 165V164H186ZM228 165V164H227ZM45 166H46V164H45ZM74 166V165H73ZM75 166H77V165H75ZM75 166H74V169L76 170V168H75ZM96 166V165H95ZM98 166V165H97ZM137 166V165H136ZM168 166V165H167ZM181 166H182V164H181ZM181 166H179V167H181ZM193 166H194V164H193ZM251 166V168L253 167L252 166V164L250 165ZM260 166H261V163H260ZM34 167H36V166H34ZM34 167H29L30 169H32L33 168V170H35L34 169ZM39 167L40 166H38V169H39ZM43 167V166H42ZM49 167H50V165H49ZM62 167V166H61ZM80 167H82V169H83V166H80ZM196 167V166H195ZM198 167V166H197ZM196 167V168H197ZM227 167V166H226ZM255 167H256V165H255ZM258 167V166H257ZM264 167V166H263ZM6 168H10V166L9 165H7L6 166ZM28 168V167H27ZM58 168V167H57ZM177 168V167H176ZM200 168V167H199ZM205 168L206 169H208L212 174H214V176H215V174H217V170L215 169V167H214V165H212L211 163H207V162H205ZM261 168V167H260ZM38 169H37V171H38ZM44 169V168H43ZM56 169V168H55ZM60 169V168H59ZM62 169V168H61ZM60 169V170H61ZM135 169V168H134ZM182 169H184V168H182ZM218 169H220V167L218 168ZM225 169V168H224ZM229 169V168H228ZM233 169V168H232ZM259 169V168H258ZM27 170V169H26ZM25 170V171H26ZM40 170V169H39ZM80 170H81V168H80ZM203 170V169H202ZM226 170V169H225ZM224 170V171H225ZM260 170V169H259ZM259 170H257V172H260ZM43 171V170H42ZM48 171V170H47ZM51 171V170H50ZM65 171V170H64ZM63 171V172H64ZM77 171V170H76ZM75 171V172H76ZM138 171H140V170H138ZM183 171V170H182ZM34 172H36V170L34 171ZM40 172H41V170H40ZM62 172V171H61ZM62 172V173H63ZM80 172V171H79ZM109 172V171H108ZM111 172V171H110ZM171 172H173V171H171ZM179 170L177 171V173L179 174ZM219 172H221V171H219ZM236 171H235V169H234V173H235ZM256 172V173H257ZM38 173H39V171H38ZM37 173V174H38ZM48 173V172H47ZM56 173H57V171H56ZM65 173V172H64ZM67 173V172H66ZM177 173H176V175H177ZM183 173V172H182ZM182 173L180 172V174L182 175ZM191 173V172H190ZM223 173V172H222ZM240 173V172H239ZM50 174V173H49ZM52 174V173H51ZM51 174H50V176H51ZM79 174L80 173H78V175L77 176H79ZM84 174H85V172H84ZM174 174V173H173ZM206 174V173H205ZM210 174V173H209ZM224 174H225V172H224ZM223 174V175H224ZM238 174V173H237ZM236 174V175H237ZM242 176L243 175H245V174H242V173H240ZM258 174V173H257ZM264 174V173H263ZM42 175V174H41ZM40 175V176H41ZM74 175V174H73ZM83 175V174H82ZM109 175V174H108ZM111 175V174H110ZM176 175H175V177H176ZM191 175H193V174H191ZM197 175V174H196ZM225 175H227V174H225ZM48 176V175H47ZM49 176V177H50ZM87 176V175H86ZM178 176H180V175H178ZM184 176V175H183ZM182 176V177H183ZM221 176H222V174H221ZM234 176V175H233ZM238 177H239V175H237ZM43 177H45L46 178V176H44L43 175ZM55 177V176H54ZM64 177V176H63ZM74 177V176H73ZM76 177V176H75ZM82 177H85L84 175L82 176ZM88 177V176H87ZM188 177V176H187ZM223 177V176H222ZM226 177V176H225ZM225 177H223V178H225ZM230 177V176H229ZM244 177V176H243ZM263 177V176H262ZM39 178V177H38ZM51 178V177H50ZM53 178V177H52ZM62 177H60V179H61ZM69 178V177H68ZM91 178V177H90ZM103 178V177H102ZM170 179H171V176L169 177ZM168 178V179H169ZM186 178V177H185ZM257 178H258V176H257ZM59 179V178H58ZM72 179H74V178H72ZM89 178H87V180H88ZM149 179V178H148ZM214 179V178H213ZM230 179V178H229ZM245 179V178H244ZM54 180V179H53ZM63 180V178L61 179V181ZM64 180H66V179H64ZM69 180V179H68ZM71 180V179H70ZM78 180V179H77ZM76 180V181H77ZM86 180V181H87ZM93 180H94V178H93ZM103 180V179H102ZM234 180H236V178L234 179ZM234 180H232V181H234ZM242 180V179H241ZM6 181V180H5ZM51 181V180H50ZM50 181H47L48 183L50 182ZM56 181H57V177H56ZM75 181V182H76ZM90 181V180H89ZM108 181V180H107ZM174 181V180H173ZM173 181H171V182H173ZM239 181V180H238ZM29 182H31V179L29 180ZM42 182V181H41ZM74 182V181H73ZM74 182V183H75ZM84 182V181H83ZM95 181H93V183H94ZM240 182V181H239ZM242 182V181H241ZM244 182V181H243ZM31 183H33V182H31ZM36 183V182H35ZM57 183L59 184L60 182H58L57 181ZM63 183V182H62ZM67 183V182H66ZM66 183L64 184L65 186H66ZM72 183V182H71ZM80 183V182H79ZM85 183V182H84ZM88 183V182H87ZM91 183V182H90ZM89 183V184H90ZM192 183V182H191ZM235 183V182H234ZM28 184V183H27ZM37 184V183H36ZM38 184H41V183H38ZM43 184V183H42ZM51 184V183H50ZM58 184H57V187H59L60 188V186H58ZM61 184V183H60ZM68 184V183H67ZM76 184H77V182H76ZM140 184V183H139ZM176 184V183H175ZM174 184V185H175ZM181 184V183H180ZM200 184V183H199ZM199 184H197V185H199ZM213 184V183H212ZM215 184V183H214ZM213 184V185H214ZM236 184V183H235ZM234 184V186L236 187V185ZM238 184H240V183H238ZM249 184V183H248ZM25 185V184H24ZM32 184H30V186H31ZM52 185H54V184H52ZM79 185V184H78ZM80 185L82 186L83 184H81L80 183ZM98 185V184H97ZM120 185V184H119ZM232 186H233V184H231ZM27 186V185H26ZM25 186V187H26ZM43 186V185H42ZM46 186H48V184L46 185ZM45 186V187H46ZM62 184H61V188H62ZM64 186V187H65ZM85 186V185H84ZM83 186V187H84ZM147 186V185H146ZM180 186V185H179ZM191 186V185H190ZM251 186V185H250ZM250 186H248V187H250ZM257 185L255 184L254 185V187H256ZM8 187V186H7ZM37 187H38V185H37ZM44 187V188H45ZM72 186H70V188H71ZM78 187V186H77ZM91 187H93V186H91ZM90 187V188H91ZM97 187V186H96ZM99 187V186H98ZM97 187V188H98ZM135 187V186H134ZM134 187H133V189H134ZM172 187V186H171ZM197 187V186H196ZM196 187H193V188H196ZM234 187V188H235ZM248 187H245V188H248ZM9 188V187H8ZM33 188V187H32ZM32 188H30V190L32 189ZM40 188H41V186H40ZM60 188V189H61ZM66 188V190H67V186L65 187ZM73 188V187H72ZM76 188V187H75ZM85 188V187H84ZM100 188V187H99ZM146 188V187H145ZM207 188V187H206ZM244 188V189H245ZM251 188V187H250ZM253 188V187H252ZM21 189V188H20ZM48 189V188H47ZM64 189V188H63ZM136 189V188H135ZM138 190H139V188H137ZM191 189H192V186H191ZM244 189L242 188L241 190H242V192L244 191ZM255 189H257V187L255 188ZM41 190V189H40ZM39 190V191H40ZM54 190V189H53ZM62 190V189H61ZM72 190V189H71ZM81 190V189H80ZM80 190H79V188H78V191L80 192ZM90 190V189H89ZM92 190V189H91ZM95 190H96V188H95ZM211 190V189H210ZM216 190V189H215ZM235 190V189H234ZM240 190V191H241ZM251 190V189H250ZM32 191V190H31ZM64 191V190H63ZM62 191V193L64 194V192ZM73 192H74V190H72ZM71 191V192H72ZM86 191V190H85ZM84 191V192H85ZM98 191H100L99 189H98ZM103 190H101V192H102ZM133 191V190H132ZM131 191V193H133ZM135 192H137L136 190H134ZM166 191V190H165ZM164 191V192H165ZM172 191V190H171ZM200 191V190H199ZM204 191V190H203ZM214 191V190H213ZM236 191V190H235ZM252 191V190H251ZM21 192V191H20ZM23 192V191H22ZM36 192V191H35ZM70 192V193H71ZM72 192V193H73ZM77 192V191H76ZM83 192V193H84ZM114 192V191H113ZM135 192L133 193V195L135 194ZM141 192V191H140ZM139 192V193H140ZM190 192H192V191H190ZM238 192H239V190H238ZM263 192V191H262ZM261 192V193H262ZM14 193V192H13ZM37 193V192H36ZM70 193H69V195H70ZM75 193V192H74ZM81 193H82V190H81ZM91 193V192H90ZM98 193V192H97ZM142 193V192H141ZM140 193V194H141ZM174 193V192H173ZM214 193V192H213ZM240 193V192H239ZM245 193V192H244ZM66 194V193H65ZM86 194V193H85ZM88 194V193H87ZM136 194H138V193H136ZM236 194V193H235ZM247 195H248V193H246ZM250 194V193H249ZM257 194V193H256ZM38 195V194H37ZM36 195V196H37ZM41 195V194H40ZM67 195V194H66ZM65 195V196H66ZM74 195H76V194H74ZM82 195V194H81ZM80 195V196H81ZM89 195V194H88ZM97 195V194H96ZM95 195V196H96ZM144 195V194H143ZM232 195H234V194H232ZM240 195V194H239ZM242 195V194H241ZM240 195V196H241ZM258 195V194H257ZM257 195H255V194H251V195H249L248 196V199H249V201L251 202V204H252V206H248V207H253V208H256V209H258V211L261 213V214H263V216H264V209L262 208V205L260 204V202H259V197L257 196ZM34 196V195H33ZM82 196H84V194L82 195ZM86 196V195H85ZM90 197L92 196V195H89ZM101 196V195H100ZM105 196H107V195H105ZM137 196V195H136ZM145 196V195H144ZM205 196H207V195H205ZM38 197H40L39 195H38ZM71 198H73V197H75V196H70ZM70 197H66V198H70ZM102 197V196H101ZM134 197V196H133ZM143 197V196H142ZM189 197V196H188ZM200 197V196H199ZM233 197V196H232ZM236 197V196H235ZM244 197V196H243ZM92 198V197H91ZM99 198V197H98ZM98 198H96V199H98ZM110 198V197H109ZM141 198V197H140ZM144 198V197H143ZM246 198V197H245ZM261 198V197H260ZM78 199V198H77ZM136 199V198H135ZM177 199H179V198H177ZM225 199V198H224ZM243 199V198H242ZM241 199V200H242ZM262 199H264V198H262ZM36 200V199H35ZM73 200V199H72ZM74 200H76V199H74ZM88 200H89V198H88ZM91 200V199H90ZM100 200H102V198L100 199ZM104 200V199H103ZM109 200V199H108ZM143 200V199H142ZM198 200V199H197ZM202 200H204V199H202ZM216 201H217V199H215ZM246 200H247V198H246ZM92 201H93V199H92ZM210 201V200H209ZM231 201V200H230ZM37 202V201H36ZM75 202H78L77 200L75 201ZM82 201L80 200V203H81ZM137 202V201H136ZM141 202V201H140ZM144 202V201H143ZM236 202H237V200H236ZM32 203V202H31ZM95 203H97V200H96V202ZM94 203V204H95ZM103 203V202H102ZM142 203V202H141ZM166 203V202H165ZM164 203V204H165ZM195 203V202H194ZM240 204L242 203V201H240L239 202ZM244 203V202H243ZM246 203V202H245ZM22 204V203H21ZM27 204H29V203H27ZM79 204V203H78ZM110 204V203H109ZM112 204V203H111ZM111 204H110V207H112L111 206ZM136 205L138 204V202L137 203H135ZM143 204V203H142ZM163 204V205H164ZM166 204H168V203H166ZM166 204H165V206H166ZM239 204V205H240ZM38 205V204H37ZM77 205V204H76ZM80 205H82V206H84L85 207V205H83V203H81ZM104 205V204H103ZM155 205V204H154ZM209 205V204H208ZM207 205V206H208ZM233 205H235V204H233ZM232 205V206H233ZM243 204H241V206H242ZM246 205V204H245ZM247 205H248V203H247ZM86 206H88V205H86ZM105 206V205H104ZM107 206V205H106ZM115 206V205H114ZM169 206V205H168ZM186 206V205H185ZM207 206H205V207H207ZM100 207V206H99ZM98 206H97V208H99ZM109 207V208H110ZM139 207V206H138ZM142 207V206H141ZM155 207H157V206H155ZM231 207V206H230ZM247 207V206H246ZM247 207V208H248ZM102 208V207H101ZM113 208V207H112ZM145 208V207H144ZM184 208V207H183ZM192 208V207H191ZM210 208H211V206H210ZM227 208V207H226ZM232 208V207H231ZM88 208L86 207L84 210H87ZM108 209V208H107ZM219 209V208H218ZM217 209V210H218ZM234 208H232V210H233ZM237 209V208H236ZM240 209V208H239ZM245 209V208H244ZM89 210H91L92 211V209L90 208V209H88V211ZM95 210V209H94ZM113 210H114V208H113ZM139 210V209H138ZM171 210V209H170ZM194 210V209H193ZM227 210V209H226ZM249 210V209H248ZM90 211V212H91ZM98 211H102V210H100V208H99V210ZM104 211V210H103ZM102 211V212H103ZM107 211V210H106ZM111 211V210H110ZM115 211V210H114ZM117 211V210H116ZM172 211H174V210H172ZM219 212H220V210H218ZM250 211V210H249ZM251 211H253L252 209H251ZM25 212V211H24ZM113 212V211H112ZM111 212V213H112ZM126 212V211H125ZM124 212V213H125ZM143 212L144 211H142V214H143ZM155 215L157 214V215H159V212H157V210H156V208H155V210L154 211H152ZM166 212H167V210H166ZM176 211H174V213H175ZM215 212V211H214ZM223 212V211H222ZM222 212H221V214H222ZM232 212V211H231ZM238 212H240V210H238ZM78 213V212H77ZM76 213V214H77ZM98 213V212H97ZM104 213H105V215H107L106 214V212L104 211ZM109 214H111L110 212H108ZM114 213V212H113ZM112 213V214H113ZM117 213H118V211H117ZM119 213H120V211H119ZM122 213V212H121ZM120 213V214H121ZM249 213V212H248ZM72 214V213H71ZM93 214H95L94 212H93ZM101 214V213H100ZM119 214V215H120ZM171 214V213H170ZM220 214V215H221ZM243 214V213H242ZM250 214V213H249ZM102 215V214H101ZM118 215V214H117ZM173 215H178V213L177 214H173ZM240 215H241V212H240ZM76 216H78V215H76ZM79 216H81V218H82V215H79ZM98 216V215H97ZM111 216V218L113 219V221L115 222V225H116V229H118V230H120L121 232H129V234H130V236H131V231L133 230H131V231H129L126 227H128L127 225L125 226L122 222H121V219H117V218H115V216H113V215H110ZM131 216V215H130ZM144 216V215H143ZM146 216V215H145ZM222 216V215H221ZM220 216V217H221ZM244 216H247V215H244ZM244 216L242 217L243 218V220H244V222H245V225L247 226V230H249V232H248V234L249 233H251V235L253 236V241L255 240L256 242H258V245L259 246H257V247H255V248H257L258 249V251H254L255 252V256L259 259V260H263L262 261V264H264V256H263V254H264V225H262L263 223H261L260 225L261 226H259V224H258V226H255L254 224H252L250 221L249 222H247V221H245V219L246 218H248V217H246L245 219H244ZM99 217H100V215H99ZM117 217V216H116ZM119 217H122L121 215L119 216ZM172 217V219H173V216H171ZM174 217H177V216H174ZM219 217V216H218ZM219 217V218H220ZM222 217H226V216H222ZM222 217L220 218V220L222 219ZM77 218V217H76ZM80 218V217H79ZM95 218V217H94ZM103 218H104V216H103ZM102 218V219H103ZM110 218V217H109ZM125 218H127V217H125ZM136 218V217H135ZM134 218V219H135ZM147 218V217H146ZM217 218V217H216ZM235 218V217H234ZM240 218V217H239ZM242 218H240V219H242ZM96 219V218H95ZM111 219V220H112ZM171 219V218H170ZM176 219V218H175ZM233 219V218H232ZM79 220H81V219H79ZM124 220H126V219H124ZM124 220H123V222H124ZM169 220V219H168ZM177 220V219H176ZM227 219L225 218V221H226ZM242 220V221H243ZM106 221V220H105ZM174 221V220H173ZM229 221V220H228ZM234 221V220H233ZM236 221V220H235ZM238 221V220H237ZM108 222V221H107ZM130 222V221H129ZM128 222V223H129ZM172 222V221H171ZM221 222H222V220H221ZM230 222V221H229ZM109 223V222H108ZM127 223V222H126ZM170 223V222H169ZM224 223V222H223ZM222 223V224H223ZM171 224V223H170ZM207 224H209V223H207ZM240 224V223H239ZM239 224L237 225V227L239 226ZM80 225V224H79ZM111 225V224H110ZM169 225V224H168ZM213 225V224H212ZM224 225V224H223ZM243 225V224H242ZM113 226H114V223H113ZM175 226V225H174ZM173 226V227H174ZM215 226V225H214ZM220 226V225H219ZM229 226V225H228ZM234 226V225H233ZM115 227V226H114ZM138 227V226H137ZM222 227V226H221ZM142 228V227H141ZM225 228V227H224ZM223 228V229H224ZM240 228V227H239ZM242 228V227H241ZM115 229V230H116ZM180 229V228H179ZM178 229V230H179ZM207 229V228H206ZM234 229H236V227L234 228ZM175 230V229H174ZM176 230H177V228H176ZM41 231V230H40ZM74 231V230H73ZM43 232V231H42ZM118 232V231H117ZM182 233V232H181ZM121 235L123 234V233H120ZM197 234V233H196ZM235 234H236V232H235ZM234 234V236H237L238 234H236L235 235ZM126 235H128V233L126 234ZM143 235V234H142ZM142 235H140V236H142ZM183 235V233L181 234V236ZM250 235V234H249ZM48 236V235H47ZM132 236H134V235H132ZM136 236V235H135ZM134 236V237H135ZM138 236V235H137ZM123 237V236H122ZM121 237V239H123ZM133 237V238H134ZM147 237V236H146ZM153 237V236H152ZM39 238V237H38ZM130 238V237H129ZM140 238V237H139ZM144 239H145V237H143ZM135 240H138V239H135ZM146 240V239H145ZM34 241V239H31V240H28V241H26V240H22L21 242H24V244L26 245V246H31L32 244V242ZM147 241V240H146ZM118 242V241H117ZM130 242V241H129ZM142 242V241H141ZM144 242V241H143ZM142 242V243H143ZM240 242V241H239ZM140 243V242H139ZM238 243V242H237ZM243 243V242H242ZM124 244V243H123ZM123 244H122V246H123ZM128 245H129V243H127ZM151 244V243H150ZM170 244V243H169ZM142 245V244H141ZM144 245V244H143ZM172 245V244H171ZM195 245V244H194ZM233 245V244H232ZM247 245H249L250 246V244L249 243H247ZM246 245V246H247ZM148 246V245H147ZM146 246V247H147ZM174 246V245H173ZM215 246H217V244L215 245ZM214 246V247H215ZM234 246V245H233ZM127 247V246H126ZM144 247V246H143ZM145 247V248H146ZM158 247V246H157ZM192 247V246H191ZM241 247H243V246H241ZM240 247V248H241ZM251 247V246H250ZM217 248H218V246H217ZM235 248V247H234ZM239 248V247H238ZM240 248H239V250H240ZM254 248V249H255ZM148 249H149V247H148ZM152 249V248H151ZM153 249H155L154 247H153ZM177 249V248H176ZM245 249V248H244ZM243 249V250H244ZM248 249V248H247ZM246 249V250H247ZM252 249H253V247H252ZM145 250H147V249H145ZM144 250V251H145ZM150 250V249H149ZM234 250H237V248L236 249H234ZM50 251H53V253H51ZM156 251H158V250H156ZM150 252H152V250L150 251ZM159 252V251H158ZM181 252V251H180ZM234 252V251H233ZM237 252H239V251H236V253ZM245 252H247V251H245ZM253 252V251H252ZM76 253V252H75ZM155 253V252H154ZM153 253V254H154ZM161 253V252H160ZM139 254V253H138ZM143 254V253H142ZM151 254V253H150ZM152 254V255H153ZM235 254V253H234ZM252 254V253H251ZM144 255H145V253H144ZM155 255H157L156 253L154 254V256ZM159 255V254H158ZM172 255H174V254H172ZM177 254H175V256H176ZM244 255H246V256H248L247 254H244ZM4 256H8V258H9V262H7L6 260H4L5 258H4ZM252 256V255H251ZM222 257V256H221ZM233 257V256H232ZM155 257H153V259H154ZM186 258V257H185ZM224 258H226V256L224 257ZM243 258H244V256H243ZM248 258V257H247ZM158 259V258H157ZM178 259V261H180L179 260V258H177ZM244 259H246V258H244ZM249 259V258H248ZM32 260H30V261H32ZM159 260V259H158ZM157 260V261H158ZM250 260V259H249ZM140 261V260H139ZM156 261V260H155ZM163 261V260H162ZM165 262V261H164ZM189 262H192V261H190L189 260ZM189 262H188V264H189ZM254 262V261H253ZM253 262H252V264H253ZM257 262V261H256ZM130 263V262H129ZM233 263V262H232ZM231 263V264H232ZM255 263V262H254ZM260 263V262H259ZM162 264V263H161ZM166 264V263H165ZM237 264V263H236Z\"/></svg>",
	"mask_w": 264,
	"mask_h": 264
}]
</instances>
